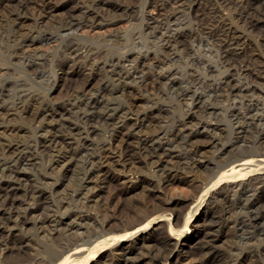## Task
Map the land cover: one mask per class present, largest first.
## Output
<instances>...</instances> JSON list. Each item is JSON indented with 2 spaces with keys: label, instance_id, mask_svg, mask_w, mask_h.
<instances>
[{
  "label": "rangeland",
  "instance_id": "rangeland-1",
  "mask_svg": "<svg viewBox=\"0 0 264 264\" xmlns=\"http://www.w3.org/2000/svg\"><path fill=\"white\" fill-rule=\"evenodd\" d=\"M2 1V2H1ZM29 1V3H28ZM0 0V100H2L1 98H3V102L0 103V110L2 112V115L1 116L2 118L0 119V128H5V127H9V128H13L15 129L16 131H18L17 129L19 128V132H17V134L14 132V134L17 136L16 139H14V134H10V135H3V136H0V155L1 153L3 152L4 150V145L9 141V140H12V144H21V140H23L24 138V142L22 144H32L34 142H37V143H40L41 145L44 143H42L46 136L50 137V136H55V137H59L60 136H67L69 138L68 140V143H72L74 140H75V144L73 142V146L74 148L77 150V152L80 154V158H78L79 160L77 161V163H75L76 167L73 169H71L69 173L65 174V173H62L59 175L55 173H53L51 170H46L47 169V164L46 162H49L50 160H53L54 158L56 159L57 158V151H48V150H44V152L41 153V155H38L37 157L40 159V160H37L38 163V166L34 167L33 165V162H31L32 160L31 157H29V155L27 156H24L25 159H27L26 162H23V163H20V164H15V163H8V165L6 164L5 160H4V154L6 151H4L2 153V158L3 160L0 159V167H2V171L0 170V210L4 212L6 211V213H8V211H19V210H24V208H26L27 206L30 205L31 203V206L35 203L36 205H40L39 208L41 211H40V215L41 216H48V217H51V218H64L67 217V215H74V218L77 219L83 215H97L98 217V220L100 219V222H102V215L101 214V208H103L101 205L104 204L103 202V198H108L110 197V195L112 196L115 192L114 189H118L119 186L115 184L114 180H115V176L116 175H122L123 176H131L133 177L134 175V179L132 180L133 182V186H135L137 188L136 192L132 193L131 195L125 197L121 202V207H124L125 208H122L120 213L122 212V218H120L118 225H125V223L127 224L128 222H131V220H135V218L137 219V217H141L142 215H145L148 210H150L152 208V203L150 201V195L152 194H155V195H159V194H162L164 193V183H163V177L166 176V174L163 172V171H159L160 170V167H157L156 165L152 166L149 162H147V158H148V153L151 151V150H154L156 149V151L158 153H163V152H172L174 155H177V156H180L181 158L185 159L187 157V155L189 154V151H191L192 149L189 147L190 144H187L189 146H185V144H179L177 142H173V135L174 133L177 132V130H179L180 128L183 127V125L185 126V129H187L189 132H196L198 130L200 131H203L204 134L199 137L197 139V141L195 143H198V144H207V142L209 140H211L212 138H216L218 140V143L219 146H222L224 145L225 147H229L230 149V145L232 144V142H234V140L237 138V132L235 131V119L234 117L238 114L240 120L243 121V119L245 120L246 118L248 119L250 116L253 115H258L259 117L260 116H263L264 117V106H263V101H261L260 98V93H264L263 88L261 86H258L257 84H255L254 82L252 83L251 81V78L248 76V73L250 72L251 69H253V67L243 63L242 64V61H240L241 59H239V62L236 61L238 60L237 58H235L234 54L235 52L233 51L235 48H231V50H229V53L228 54H225L223 50L220 51V53L218 52L219 51V46L220 44L216 41H211V40H208L205 41V48L207 49H203V51L205 52H202L201 53V49H199L198 47V44L197 43H194L193 44V41L190 39V41L192 42L191 45H194L193 49L191 50V52H182L181 48L178 50L177 49H173L175 51L170 49L168 50H164L163 47H164V44H165V41H163V38L161 36V33H163L165 36H170V35H173L175 34L177 31L178 32H181V31H190L192 29H194L193 32H195L198 36L200 37H203L202 34L200 33V26L201 23L199 24L198 21L194 20V11L193 10H189L187 9V4H183V1H179L180 3H178V1L176 2V0H170L171 4L170 3H167V1L169 0H124L121 2V0H115V2H113V0H87L89 1L88 3L86 2V0H80V2L78 0ZM48 1H49V4H48ZM54 2V4L52 2ZM59 1V3H58ZM84 1L86 4H84ZM104 1V2H103ZM116 1L118 3H116ZM158 3H156V2ZM159 1V2H158ZM162 1V2H161ZM204 0V4H203V8H204V12L206 14V12L208 13L209 9H211L213 6V2H211V0ZM10 2V3H9ZM38 2V4H37ZM47 2V3H46ZM67 2V3H66ZM78 2V3H77ZM110 2V3H109ZM152 2H155V5L154 3ZM165 2V3H164ZM9 3V4H8ZM21 3V5L19 4ZM53 5H52V4ZM56 3V4H55ZM65 3V4H64ZM104 3V5H103ZM161 3V4H160ZM173 3V4H172ZM177 3V5H176ZM211 3V4H209ZM36 4V5H35ZM43 4V5H42ZM51 4V5H50ZM58 4V5H57ZM96 4V5H95ZM150 4L152 6H150ZM157 4V6H156ZM162 4H166V6L164 7H161ZM182 6H180V5ZM206 4V5H205ZM208 4V5H207ZM48 5V6H47ZM50 5V6H49ZM82 5V7H81ZM95 5V6H94ZM100 5V6H99ZM126 5V6H125ZM179 5V6H178ZM28 6V7H27ZM59 7L57 12H55L53 15L55 16H47V11L50 7ZM63 6V7H62ZM66 6V7H65ZM75 6V7H74ZM102 6V7H101ZM104 6V7H103ZM109 6V8H108ZM112 6V7H111ZM115 6V7H114ZM125 6V7H123ZM160 8H159V7ZM171 6H173L172 8H175V9H171ZM175 6V7H174ZM184 6V7H183ZM209 9H208V7ZM211 6V7H210ZM35 7V8H34ZM42 10H41V8ZM51 7V8H52ZM72 7V8H71ZM73 7L75 9H73ZM99 7V8H98ZM102 9H101V8ZM117 7V9H116ZM121 7V8H120ZM156 7V8H155ZM169 7L171 9V12H169ZM206 7V8H205ZM71 8V9H70ZM96 10H94V9ZM158 8V9H157ZM181 8V9H180ZM185 8V10H183ZM27 9V10H26ZM45 9V11H43ZM98 9V10H97ZM100 9V10H99ZM169 9V10H168ZM207 9V10H206ZM41 10V11H40ZM103 12H102V11ZM106 10V12H105ZM112 12H111V11ZM162 10V11H161ZM178 10V11H177ZM183 10V11H182ZM49 11V10H48ZM82 11H86L83 12ZM124 11V12H123ZM165 11H167L165 13ZM177 11V12H176ZM108 12V13H107ZM124 14H123V13ZM192 14H190V13ZM38 13V14H37ZM73 13V14H72ZM101 13V14H99ZM170 13V14H169ZM172 13H177L180 17V20L177 22V24H173L172 25H169L166 21H167V17L169 15H171ZM32 18L33 21L27 16ZM64 14V15H63ZM78 14V15H77ZM92 14V15H91ZM103 14V15H102ZM106 14V15H104ZM166 14V15H165ZM169 14V15H168ZM182 14V15H181ZM21 15H26L25 17ZM36 15V16H35ZM40 15H41V18H40ZM68 15H69V18H68ZM144 15V16H143ZM164 15V16H162ZM184 15V16H183ZM40 18V20L37 18ZM43 16V17H42ZM64 16V17H63ZM72 16V17H70ZM77 16L79 17L78 19ZM93 16V17H92ZM160 16V17H158ZM37 20H35L34 18ZM46 17V18H45ZM50 17V18H49ZM85 17V18H84ZM88 17V18H87ZM92 22H91V20ZM144 17V18H143ZM156 17V18H154ZM164 17V18H163ZM182 17V18H181ZM187 17V18H186ZM192 17V19H191ZM28 18V19H27ZM44 18V19H43ZM147 18V19H145ZM151 18V19H150ZM160 18V19H159ZM162 18V19H161ZM16 19V20H14ZM72 19V21H71ZM89 19V20H88ZM142 19V20H141ZM150 19V21H149ZM155 19V20H154ZM189 19V20H188ZM43 20V21H42ZM49 22H47V21ZM68 20V22H67ZM85 20V21H84ZM99 20V21H98ZM146 20V21H144ZM153 20V21H152ZM165 20V21H163ZM184 20V23H182ZM196 21V22H192V21ZM20 21V22H18ZM23 21V22H22ZM47 23H45V22ZM69 21H71L69 23ZM88 21V22H87ZM90 21V23H89ZM98 21V22H97ZM156 21V22H155ZM161 22L160 23V26L163 25L164 27V30L163 32H157L156 33V29H154L157 25H159V23L157 24V22ZM18 22V23H17ZM38 22V23H37ZM74 22V23H73ZM85 22V23H84ZM97 22V23H96ZM147 22V24H146ZM150 22V23H148ZM162 22H165L162 23ZM181 22V23H180ZM21 23V24H20ZM89 23V24H88ZM95 23V24H94ZM153 23H154V26H153ZM156 23V24H155ZM186 23V24H185ZM18 24V25H17ZM37 24V25H36ZM42 24V25H41ZM68 24V25H66ZM75 24V25H73ZM88 24V25H87ZM92 24L94 27H92ZM146 24V25H145ZM162 24V25H161ZM171 24V23H170ZM180 24L179 28H178V25ZM192 24V25H191ZM40 25V26H39ZM70 25V26H69ZM80 25V26H79ZM151 25V26H150ZM170 27H168V26ZM177 25V26H176ZM19 28H18V27ZM38 26V27H37ZM69 26V27H68ZM74 26V27H73ZM91 26V27H90ZM147 26V27H146ZM176 26V29H174ZM17 27V28H16ZM22 27V28H21ZM146 27V28H145ZM183 27V28H181ZM200 29H199V28ZM69 28V29H68ZM78 28V30H77ZM29 29H30V32H29ZM145 29V30H144ZM149 29V30H148ZM151 29V30H150ZM198 29V30H197ZM264 29V28H263ZM258 30V31H255V32H244L243 30L240 29V32L241 35H245V36H249L248 39L247 37L243 36L244 39L247 41V44L249 45V47H247L246 49H249V51H247V57H250V54H251V49L252 51L254 50L257 54L260 53V51L262 50L261 49V46L259 44V38L261 36V34L264 33V30ZM66 30V31H65ZM144 30V31H143ZM149 32H148V31ZM166 30V31H165ZM167 30H168V33H167ZM181 30V31H180ZM197 30V32H196ZM21 31V32H20ZM34 31V32H32ZM155 31V33L153 32ZM174 31V32H173ZM191 31V32H192ZM33 35H32V33ZM77 32V33H76ZM146 32V33H145ZM152 34H151V33ZM263 32V33H262ZM31 35H29V34ZM194 33V34H195ZM246 33V34H245ZM260 33V34H259ZM201 34V35H200ZM254 34H259L258 36L254 35ZM145 35V36H144ZM149 37H148V36ZM153 35V36H152ZM157 35V36H156ZM251 35V36H250ZM33 36V37H32ZM156 36V37H155ZM160 36V38H159ZM111 37V38H110ZM158 37V38H157ZM255 37H257L258 39H256ZM39 38V39H38ZM251 38L250 41H248L249 39ZM252 39H255V40H252ZM28 40V41H27ZM35 40V41H34ZM153 40H155V42H153ZM159 40V41H158ZM162 43H161V41ZM24 41V42H23ZM36 44H33V42ZM190 41H189V44H190ZM252 41V42H251ZM213 42V43H212ZM251 44H250V43ZM32 45H30V44ZM156 43V44H155ZM164 43V44H163ZM216 43V44H214ZM254 43V44H253ZM255 43H256V46H255ZM258 43V44H257ZM158 44V45H157ZM23 45V46H22ZM162 47H161V46ZM197 45V46H196ZM213 45V48L212 47H209V46H212ZM219 45V46H217ZM154 46V47H153ZM159 46V47H158ZM197 48H196V47ZM253 46V47H252ZM157 47V48H156ZM215 47V48H214ZM217 47V48H216ZM257 47V48H256ZM259 47V48H258ZM19 48V49H18ZM195 48V49H194ZM210 48V49H209ZM74 49V50H73ZM80 49V50H79ZM159 49V50H158ZM198 49V51L196 50ZM157 53H155V51ZM161 50V51H160ZM177 50V51H176ZM210 50V51H209ZM18 51V52H17ZM20 51V52H19ZM77 51V52H76ZM79 51V52H78ZM142 51V53H141ZM144 51H148L149 53L150 52H154V53H149L148 52H144ZM179 51H181L179 53ZM197 51V52H196ZM233 51V52H232ZM71 52V53H69ZM84 52V53H83ZM131 52V53H130ZM133 52V54H132ZM136 52V54H135ZM139 52V53H138ZM169 54H168V53ZM179 54H178V53ZM232 52V53H231ZM24 53V54H23ZM148 53V56L153 59V61H157L158 60V57H159V60H163L166 61L164 62L163 64V67L160 66V68H154V64L153 63H150L149 62V65H147V68H145L143 70V72L140 74V76L143 78H147L148 82H151L154 80V76L157 74V73H162L164 74L166 77H168V81L165 80L155 86L154 88H152V86H149L146 88L143 87L144 86V83L142 82V79H137L136 81H131L133 82V84L129 81H126V84L131 85L130 86V89H128V91H126L127 93L130 94L131 97H129V94H114V89H117L118 87L121 88V85L119 83V81L123 82L122 79L120 80L119 78H117L118 76L116 75H124L126 73L125 69L127 71H134V68L136 67V64H137V61H141V59H145L146 55ZM165 53V54H164ZM171 53V54H170ZM188 53V54H187ZM223 53V54H222ZM231 53V55H230ZM73 54V55H72ZM75 54V55H74ZM139 54V55H137ZM144 54V55H142ZM158 56H156V55ZM160 54V55H159ZM165 58H162L163 56ZM168 54V55H167ZM189 54H192V55H189ZM207 54V55H205ZM214 54V55H212ZM15 55V56H14ZM126 55V56H125ZM154 56L157 57V58H152ZM171 55V56H170ZM175 55V58H171V57H174ZM187 55V56H186ZM198 55L201 56V65L200 67L198 66V63L196 62L197 61V58L195 57H198ZM220 55V56H219ZM224 55V56H223ZM260 55V54H259ZM74 58H73V57ZM80 56V57H79ZM90 56V57H89ZM119 56V57H117ZM133 56V57H132ZM137 56V57H135ZM144 56V57H143ZM167 56L169 58H167ZM189 56V57H188ZM192 56V57H191ZM212 56V57H211ZM219 56V57H218ZM226 56V57H225ZM70 57V58H69ZM72 57V58H71ZM77 57H78V61H77ZM83 57V58H82ZM85 57V58H84ZM89 59H88V58ZM116 57L119 59H116ZM121 57V58H120ZM186 57H188L189 59H187ZM191 57V58H190ZM228 57V58H227ZM230 57V58H229ZM246 57V58H247ZM76 58V59H75ZM79 58H80V61H79ZM95 60H94V59ZM182 58V59H181ZM186 58V59H185ZM193 58V59H192ZM212 60H211V59ZM220 58V59H219ZM223 61H222V59ZM82 59V60H81ZM84 59V60H83ZM88 59V60H87ZM93 59V60H92ZM114 59L116 61H114ZM130 61H129V60ZM137 60L136 62L133 61V60ZM172 62H171V60ZM174 59V60H173ZM178 59V61H177ZM185 59V60H183ZM191 59V61H189ZM231 59V60H230ZM76 60V61H75ZM86 60V61H85ZM121 60V61H120ZM124 60V61H123ZM193 60V61H192ZM225 60V61H224ZM230 60V62H228ZM75 61V62H74ZM91 61V63H90ZM95 61V63L92 64V62ZM103 63H102V62ZM120 61V63H119ZM126 61V62H125ZM129 61V62H127ZM176 61V62H175ZM184 61V62H183ZM186 61V62H185ZM222 61V62H221ZM236 61V62H235ZM70 62V63H69ZM74 62V63H72ZM82 62V63H81ZM107 62V63H106ZM111 62V63H110ZM115 62V63H114ZM132 62V63H131ZM169 62V64H168ZM194 62V63H193ZM225 65H224V63ZM236 63V64H233ZM68 63V64H67ZM78 63V65H77ZM81 63V64H80ZM88 63V64H87ZM108 63H110L109 65L110 66H107ZM118 63V64H117ZM134 63V64H133ZM136 63V64H135ZM227 63V64H226ZM231 63V64H230ZM76 64V65H75ZM84 64V65H83ZM86 64V65H85ZM95 64V65H94ZM98 64V65H97ZM104 64V66H103ZM107 64V65H106ZM125 64V65H123ZM128 64V65H127ZM131 64L134 66H131ZM168 64V66H167ZM171 64V66H169ZM187 64V65H186ZM191 64H193L191 66ZM223 64V65H221ZM240 64V65H239ZM91 65V66H90ZM168 67H166V66ZM190 65V66H189ZM197 68H196V66ZM228 65V66H227ZM233 65V66H232ZM246 67H244V66ZM73 66V67H72ZM87 66V67H86ZM89 66V67H88ZM115 66V68H114ZM118 66V67H117ZM131 66V68H130ZM207 66V67H206ZM210 68H209V67ZM216 66V67H215ZM219 66V68H217ZM227 66V67H226ZM236 66V67H235ZM82 67V68H81ZM97 67V68H96ZM103 67V69H101ZM111 69H110V68ZM125 67V68H124ZM149 67V68H148ZM151 67V68H150ZM199 67V68H198ZM204 67H205V70H204ZM230 67V68H228ZM240 67V68H239ZM59 68V69H58ZM74 68V69H73ZM80 68V69H79ZM85 70H84V69ZM87 68H89V70H87ZM113 68V69H112ZM129 68V69H128ZM154 70H153V69ZM161 68H163V70H161ZM175 68V69H174ZM194 68V69H193ZM214 68V69H213ZM233 70H232V69ZM236 68L238 70H236ZM245 68V69H244ZM62 69H66V72H68V74H66L63 77H60V73L62 71ZM71 69V70H69ZM79 69V70H78ZM110 71H109V70ZM116 69V70H114ZM123 69V70H122ZM140 69V68H139ZM148 69V71L146 70ZM151 71H154V72H151ZM157 69V70H156ZM159 69V71H158ZM169 69V70H168ZM171 69V70H170ZM199 69V71L197 70ZM208 69V70H206ZM231 69V70H230ZM243 69V70H242ZM249 69V70H248ZM60 70V71H59ZM74 70V71H73ZM100 70V71H98ZM103 70V72L101 71ZM108 70V71H107ZM113 70V71H112ZM161 70V72H160ZM166 72H165V71ZM174 70V71H172ZM196 70V71H195ZM212 70H215V72L213 71L210 72ZM222 70V71H221ZM228 72H227V71ZM59 71V72H58ZM81 71V73H80ZM87 71V73H86ZM93 71V72H92ZM116 71V72H115ZM118 71V72H117ZM145 71L147 73H145ZM209 71V72H207ZM249 71V72H248ZM99 72V73H98ZM110 74V75H108ZM111 72V73H110ZM114 72V73H113ZM151 72V73H150ZM191 74H189V73ZM193 72V73H192ZM195 72L199 73V74H195ZM234 72V74H232ZM246 72V73H245ZM248 72V73H247ZM80 73V74H78ZM101 73V74H100ZM121 73V74H119ZM149 73V74H148ZM153 73V74H152ZM156 73V74H155ZM174 76H173V74ZM176 73V74H175ZM223 73V74H222ZM77 74V75H76ZM84 74V75H83ZM94 74V75H93ZM112 74H116L115 76L112 75ZM146 74V75H145ZM205 74V75H204ZM209 74V75H208ZM220 74V75H219ZM238 77H237V75ZM245 74V75H244ZM59 75V76H58ZM73 75V76H72ZM152 75V76H150ZM189 77H188V76ZM227 75H233L234 79L236 78V80H238V84H240L239 86L242 87L241 90H242V94L241 95H246V96H240V94L236 95L235 97L233 98H236L233 99L231 96H229V98H225V94H221L219 97L220 99L217 97V99H210V94L208 93L209 90L211 88L215 89L217 87L220 86L221 83L224 82L225 80V77ZM68 76V77H67ZM72 76V77H71ZM83 79H82V77ZM101 78H99V77ZM103 76V78H102ZM150 76V77H149ZM171 76V78H169ZM178 76V77H177ZM198 76V77H197ZM201 76V77H200ZM67 77V78H66ZM91 77H95L91 84L89 85V87H87L83 92V94H81V91L83 90V87L86 83V81H88L89 78ZM105 77V78H104ZM112 77V78H111ZM191 77V78H190ZM195 77V79H194ZM222 77V78H221ZM249 77V78H248ZM60 78V79H59ZM81 78V79H80ZM111 78V79H110ZM115 78L117 79L118 82H116ZM173 78V79H172ZM178 78V79H177ZM241 78V79H240ZM245 78V79H244ZM87 79V80H86ZM106 79V80H105ZM170 79V80H169ZM245 81H244V80ZM248 79V80H247ZM65 80V82H64ZM108 80V81H107ZM176 82H174V81ZM179 80V81H178ZM196 80V82H195ZM200 82H199V81ZM98 81V82H97ZM100 81V83H99ZM115 81V83H114ZM141 83H140V82ZM170 81V82H169ZM194 83H193V82ZM202 81V82H201ZM96 82V83H95ZM109 82V83H108ZM184 82V83H182ZM189 82L191 84H189ZM251 84H250V83ZM64 83H66L64 85ZM99 83V84H97ZM104 83V84H102ZM113 85H112V84ZM125 83V82H124ZM131 83V84H130ZM136 83V84H135ZM139 83V84H138ZM167 83V85H166ZM181 83V85H180ZM219 83V84H218ZM54 84V85H53ZM58 84V85H57ZM109 84V86L107 85ZM161 84V85H160ZM162 84H164L165 86H163ZM172 84H174L172 86ZM243 84H246V85H243ZM62 85V86H61ZM97 85V86H96ZM100 85V87H99ZM119 85V86H117ZM134 87H133V86ZM143 85V86H141ZM146 85V84H145ZM161 87H160V86ZM191 85V86H189ZM253 85V86H252ZM256 87H255V86ZM55 86V87H54ZM75 86V87H74ZM77 86H80L79 88H77ZM92 86V87H91ZM106 89H104V87ZM116 86V87H115ZM159 86V87H158ZM163 86V87H162ZM175 86V87H174ZM187 86V87H186ZM213 86V87H212ZM63 87V88H61ZM141 87V88H140ZM171 87V88H170ZM180 87V88H179ZM185 87V88H183ZM197 87V88H196ZM198 87H201V88H198ZM250 87V88H249ZM261 87V88H260ZM78 90H77V89ZM99 88V90L97 89ZM109 88L111 90H109ZM114 88V89H113ZM133 88V89H132ZM182 88V90H181ZM193 88V89H192ZM245 88V89H244ZM249 88V90L247 89ZM252 88V89H251ZM89 89V90H88ZM97 89V91H96ZM102 89V90H100ZM119 89V88H118ZM142 89V90H141ZM148 89V91H147ZM158 89V90H157ZM179 89V90H177ZM187 92H189L190 90L192 92L196 91V95L195 97H192L194 99H196L198 97V95L200 94V91L201 93H203L204 95L206 94V96H204V102H206L207 106H208V111L205 112V114L199 109V108H191L190 107H187L189 106L190 102L187 101L186 99L188 98H185L184 95H185V92L186 90ZM87 90V91H86ZM137 92H140V93H137ZM146 90V91H145ZM155 90V91H153ZM171 90V92H170ZM173 90V91H172ZM181 90V91H180ZM184 90V91H183ZM199 90V91H198ZM247 90V91H245ZM252 90H253V93H252ZM254 90H255V94H254ZM75 91H79L78 93L75 92ZM95 91V92H94ZM113 91V92H112ZM152 91V92H150ZM158 91V92H157ZM161 91V92H160ZM176 91V92H175ZM182 91L184 93H182ZM203 91V92H202ZM207 93H205V92ZM71 92V94H70ZM88 92V93H87ZM108 92V93H107ZM150 94H149V93ZM153 92H156V93H153ZM170 92V93H169ZM248 92V93H247ZM85 93L87 95H85ZM92 95H91V94ZM99 93V94H98ZM106 93V94H105ZM112 96H111V94ZM146 93V94H145ZM162 93H165V94H162ZM169 93V94H168ZM74 94V95H73ZM80 94V95H79ZM98 94V96H97ZM110 94V95H109ZM139 94V95H138ZM142 94V96H141ZM144 94V95H143ZM148 94V95H147ZM152 94V96H151ZM168 94V95H166ZM173 94V95H172ZM256 94H260V95H256ZM26 95V96H24ZM85 95V97H84ZM102 97H101V96ZM128 95V96H126ZM154 95H156L154 97ZM164 97V99L162 100L161 99V96ZM166 97H165V96ZM189 95H192V94H189ZM70 96V97H69ZM96 96V97H95ZM109 97V98H106V97ZM123 96V97H122ZM127 98H125V97ZM136 96V97H135ZM140 96V97H139ZM145 96V98H144ZM158 96V97H157ZM183 96V97H182ZM209 96V97H208ZM251 96V97H249ZM120 97V99H119ZM135 97V98H134ZM143 97V98H142ZM147 97V98H146ZM150 97H152L150 99ZM179 97H182L179 98ZM6 98V99H5ZM29 98L31 100H29ZM43 98V99H42ZM74 100H72V99ZM87 98V99H85ZM105 98V100H104ZM114 101H113V99ZM139 98V99H138ZM154 98V99H153ZM156 98V99H155ZM159 98V99H158ZM185 98V100H184ZM211 101H208L209 99ZM222 98V99H221ZM225 98V99H224ZM24 99V100H23ZM35 101H34V100ZM40 101H43V102H40ZM96 99V100H95ZM106 99H110L109 101L106 100ZM125 99V101H124ZM132 99V100H131ZM141 99V100H140ZM145 99V100H144ZM147 99V100H146ZM150 99V100H149ZM153 99V100H152ZM158 99V100H157ZM219 99V100H218ZM230 99V100H229ZM23 100V101H22ZM46 100V101H45ZM80 100V101H79ZM130 102H129V101ZM156 100V101H154ZM218 100V101H217ZM232 100V102H231ZM242 100V101H241ZM5 101V102H4ZM28 101V102H26ZM31 101V102H30ZM38 101V102H37ZM44 101L46 103V107L44 106ZM50 103H49V102ZM74 105H72V103ZM105 101L108 102L106 105H105ZM112 101V102H111ZM149 101H152L149 102ZM183 101V102H182ZM208 101V102H207ZM215 103L213 105V102ZM238 101V103H236ZM240 101V103H239ZM244 101V102H243ZM15 102H17L15 104ZM19 102V103H18ZM21 102V103H20ZM36 102V103H35ZM40 102V103H39ZM65 102L67 104H65ZM69 102L71 104H69ZM116 102V103H115ZM118 102V103H117ZM124 102V103H123ZM127 104H126V103ZM136 102V103H135ZM139 102V103H138ZM147 102V103H146ZM150 104H149V103ZM156 102V104L154 103ZM212 102V104H211ZM255 102V103H254ZM9 103V104H7ZM39 103V104H38ZM42 103V104H41ZM52 103V104H51ZM102 103V104H101ZM114 103V105H113ZM142 103V104H140ZM154 103V104H153ZM159 103V104H158ZM184 103V105H183ZM188 103V104H187ZM257 103H261V105L258 106V110H253L254 107H256L255 105H257ZM7 104V105H5ZM13 104V105H11ZM21 106H20V105ZM30 106H28V105ZM49 104V105H48ZM85 104V105H84ZM87 104V105H86ZM123 107H122V105ZM135 106L136 108H139L138 105H140V110L137 111L135 107H132L131 106ZM134 104V105H133ZM249 106V107H247ZM9 105V106H8ZM19 105V106H18ZM27 105V106H26ZM35 105V106H33ZM39 105V106H38ZM51 105V108L53 107V110L56 112V114H66L68 111L71 112V113H67V119L69 120L70 122V125L71 123H73L72 125L74 126H69L67 127L68 125L66 126H58V127H55L53 129L51 128H45L43 129L44 127V124H46L45 126H48L49 124V121H43L41 122L40 120L39 121H36L35 123H33L31 121L32 118H34V115L35 113H37L38 111H42V110H45L47 107H50ZM69 105V106H68ZM89 105V106H88ZM92 105V106H91ZM107 107L105 108L104 107ZM118 105V106H117ZM152 105V106H151ZM155 105V106H154ZM186 105V106H185ZM251 105V107H250ZM15 106V107H14ZM18 106V107H16ZM33 106V107H32ZM72 106V107H71ZM76 106V107H75ZM84 106V107H83ZM109 106V107H108ZM126 106V107H125ZM128 106V107H127ZM131 106V109L130 107ZM138 106V107H137ZM142 106V107H141ZM155 108H154V107ZM216 106V108H215ZM246 106V107H245ZM21 107V108H20ZM24 107V108H23ZM26 107V109H25ZM36 107V108H35ZM63 107V108H62ZM115 107V109H114ZM149 107V108H148ZM152 107V108H151ZM184 107V108H183ZM238 107V108H236ZM261 107V108H260ZM16 108V109H15ZM20 108V109H19ZM29 108V109H28ZM32 108V109H31ZM43 108V109H42ZM50 108V109H51ZM71 108V109H70ZM77 108V109H75ZM80 108V109H79ZM85 108V109H84ZM121 108H123L124 110H122ZM129 108V109H127ZM133 108V109H132ZM154 108V109H153ZM162 110H160V109ZM191 108V109H190ZM238 110H236V109ZM248 110H247V109ZM250 108V109H249ZM27 112L28 113V116L26 115H20L19 112H22V110ZM37 111H35V110ZM42 109V110H41ZM82 109V110H81ZM104 110V111H101V110ZM115 110L117 115L114 116L115 118L114 119H111V118H107L106 114H112V110ZM119 109V110H118ZM149 109V110H148ZM152 109V110H151ZM188 109V110H187ZM217 109V110H216ZM33 110V111H32ZM65 110V111H64ZM75 110V111H74ZM81 110V111H80ZM84 110L88 111L86 113L83 112ZM90 110V111H89ZM94 110V111H93ZM108 110V111H107ZM126 110V111H125ZM131 110V111H129ZM159 110V111H158ZM194 110V111H193ZM197 110H199L197 112ZM215 110L216 113L214 114H211L212 111ZM15 111V113H13ZM17 111V112H16ZM64 111V112H63ZM77 111V112H76ZM110 111L112 113H110ZM122 111V112H121ZM129 111L132 115L134 114V116H131ZM135 111V113H134ZM147 111V112H146ZM197 113H196V112ZM233 111V112H232ZM236 111V113H235ZM249 111V112H248ZM258 113H257V112ZM6 112V113H5ZM35 112V113H34ZM80 114H79V113ZM98 112V113H97ZM121 112V113H120ZM133 112V113H132ZM143 112V113H142ZM149 112V113H148ZM160 112V113H159ZM186 112V113H185ZM189 112V113H188ZM195 112V113H194ZM201 112V113H199ZM211 112V113H210ZM247 112V113H246ZM263 112V113H262ZM9 116H8V114ZM18 115H17V114ZM77 113V114H76ZM88 113L89 116H88ZM104 113V114H103ZM129 113V114H128ZM145 113V114H144ZM193 113V114H192ZM256 113V114H255ZM12 114V115H11ZM32 114H34L32 116ZM74 114H76L74 116ZM143 114V115H142ZM190 114V115H189ZM201 114V115H200ZM210 118H209V116ZM218 114V115H217ZM252 114V115H250ZM15 115V116H14ZM19 117H17V116ZM69 115V116H68ZM84 115V117H83ZM86 115L88 117H86ZM119 115V116H118ZM141 115V116H140ZM147 115V116H146ZM158 115H160L161 117H159ZM185 115V116H184ZM196 117H193V116ZM214 115V116H213ZM232 115V116H231ZM249 117H247V116ZM81 116V117H79ZM94 116V117H93ZM151 116V117H150ZM241 116V117H240ZM246 116V117H245ZM6 117V119H5ZM14 117V119H13ZM17 117V118H16ZM27 117V118H26ZM70 117V118H69ZM92 117V118H91ZM100 117V118H99ZM120 117V118H119ZM122 117V118H121ZM141 117H143L141 119ZM192 117V118H191ZM229 117V119H228ZM232 117V119H231ZM258 117V118H259ZM11 118L15 121H11ZM28 121H25V119ZM30 118V119H29ZM77 118V120H76ZM85 118L87 120H85ZM3 119V120H2ZM74 119L76 120V122L74 121ZM99 119V121L97 120ZM139 119V120H138ZM146 121H145V120ZM150 119V120H149ZM154 119V120H152ZM158 121H157V120ZM186 121H184V120ZM193 119V120H192ZM8 122H7V121ZM89 120V121H88ZM91 120V121H90ZM94 120V123H92ZM96 120V121H95ZM156 120V121H155ZM196 120V121H194ZM230 120V121H228ZM74 121V122H73ZM82 121V122H81ZM105 121V122H103ZM115 121L117 122L115 124ZM132 121V122H131ZM135 121V122H134ZM141 121V122H140ZM156 123H155V122ZM181 121V122H179ZM190 121V122H188ZM264 122V120H262ZM23 122V123H22ZM26 122V123H25ZM84 122V124H83ZM89 122V123H88ZM101 126H100V124ZM107 122V123H106ZM131 122V124H130ZM145 122V123H144ZM150 122V123H148ZM165 122V123H164ZM185 122V123H184ZM194 122H196L194 124ZM231 122V123H230ZM262 122V123H263ZM8 123V124H6ZM10 123V124H9ZM18 125H16V124ZM29 123V124H27ZM33 123V124H32ZM41 123L40 127H39V124ZM82 123V124H81ZM88 123V124H86ZM106 123V125H105ZM128 123V126H126ZM134 125H133V124ZM163 123V124H162ZM184 123V124H183ZM205 123V124H204ZM80 124V125H79ZM95 124V125H94ZM98 124V125H96ZM108 124V126H107ZM126 124V125H125ZM158 124H160L158 127ZM162 124V125H161ZM177 124V126H176ZM191 124H193L191 126ZM233 124L231 127L230 125ZM6 125V126H5ZM10 125V126H9ZM12 125H16L15 127L12 126ZM29 125V126H28ZM79 125V126H78ZM85 128H84V126ZM94 125V126H93ZM105 125V126H104ZM114 125V126H113ZM118 125V126H116ZM121 125L126 128L124 129V134H128V132H130L131 134L134 132V134H132L131 136H129V139H128V142L127 144H125L124 146H121V147H116L118 145V143H115V144H112V148H109L108 145H109V136H110V133H111V129L113 130L114 128H118V127H121ZM131 125V126H130ZM157 129H156V127ZM182 125V126H181ZM195 125V126H194ZM197 125V126H196ZM21 126V127H20ZM28 126V128H27ZM37 126V127H36ZM78 126V127H77ZM83 126V127H81ZM89 126V127H87ZM91 126V127H90ZM92 126H93V129H95V131L92 129ZM98 126V127H97ZM111 128H110V127ZM113 126V127H112ZM132 126H137V128L135 129H132ZM164 126V127H163ZM176 126V127H175ZM189 126V128L187 127ZM203 126V128H202ZM205 126H207V131ZM211 126V127H210ZM258 122L256 125H252L251 126V133L248 134L246 136V141H247V144H250L255 141L256 139V136L257 134L254 133L256 132V130H259V127H258ZM23 127V128H22ZM36 127V128H34ZM63 127V128H62ZM74 127V129H73ZM87 127V129H86ZM95 127V128H94ZM104 127V128H103ZM106 127V128H105ZM109 127V128H107ZM142 127V128H140ZM149 127V128H148ZM209 127V128H208ZM255 127V128H254ZM31 128V129H30ZM34 130H33V129ZM38 128V129H37ZM41 128V129H40ZM70 128V130L68 129ZM72 128V129H71ZM81 130H80V129ZM131 128V130H129ZM144 128V129H143ZM147 130H146V129ZM179 128V129H178ZM192 128V129H190ZM214 128H218V131H212V129ZM232 128V129H231ZM68 129V130H67ZM78 129V130H77ZM98 133H97V130H99ZM102 129V130H101ZM103 129H109V130H106L104 131ZM155 129V130H154ZM174 129H176L174 131ZM40 130V131H39ZM45 130V131H44ZM49 132H48V131ZM54 130V131H52ZM86 130V131H85ZM88 130V131H87ZM92 130V131H91ZM128 130V132L126 131ZM133 130V131H132ZM137 130V131H136ZM140 130V131H139ZM143 130V131H142ZM145 130V131H144ZM152 130V131H151ZM168 130V131H167ZM226 130V131H225ZM230 130V131H229ZM254 130V131H253ZM23 131V132H22ZM56 131V132H55ZM72 131V132H71ZM74 131V132H73ZM78 131V133H77ZM85 131V132H84ZM147 131V132H146ZM166 131V132H165ZM170 131V132H169ZM212 131V132H211ZM224 131V132H223ZM229 131V133H228ZM253 131V132H252ZM31 132V133H30ZM67 132L69 134H67ZM72 134H71V133ZM75 132H76V135H75ZM82 132V133H81ZM92 132V133H91ZM106 132V133H105ZM136 132V133H135ZM142 132H143V135H142ZM158 132V133H157ZM165 132V133H164ZM231 132V133H230ZM235 134H234V133ZM34 133V134H32ZM35 133L37 135H35ZM39 133V134H38ZM43 133V134H41ZM47 135H46V134ZM62 133V134H61ZM85 133V135H83ZM93 133H96L95 135ZM149 133V135H148ZM154 133V135H152ZM212 133V134H211ZM214 133H217L216 135ZM222 135H221V134ZM253 133V134H252ZM29 134V135H28ZM41 134V135H40ZM59 136H58V135ZM74 134V135H73ZM92 134V136H91ZM107 134V135H106ZM140 134V135H138ZM157 134V135H156ZM166 136H165V135ZM256 136H255V135ZM13 135V136H11ZM25 135H28V136H25ZM32 135H34L33 137L34 140H33V137ZM39 135V136H38ZM46 135V136H45ZM57 135V136H56ZM148 135V136H147ZM163 135V136H162ZM206 137H205V136ZM211 135V136H210ZM214 135V136H213ZM234 135H236L234 137ZM11 138H10V137ZM23 136V137H22ZM42 136V137H41ZM77 136V137H76ZM81 136V137H80ZM89 136V137H88ZM135 136V137H134ZM154 136V137H153ZM158 136V137H157ZM168 136L169 138L171 139H168ZM210 136V137H209ZM216 136V137H215ZM221 136V138L219 137ZM229 136V137H228ZM233 136V137H232ZM14 137V138H13ZM27 137H30V138H27ZM38 137V138H37ZM76 139H75V138ZM86 137V138H85ZM108 137V138H106ZM156 137V138H155ZM161 137V138H160ZM163 137V138H162ZM228 137V138H227ZM250 137V140L248 139ZM9 138V139H8ZM18 138V140H17ZM41 138V139H40ZM79 138V139H78ZM89 138V140H88ZM142 138V139H141ZM159 138V139H158ZM167 138V139H166ZM207 141H206V139ZM209 138V139H208ZM224 138V139H223ZM37 139V140H36ZM84 141H83V140ZM91 139V141H90ZM108 139V140H107ZM133 139V141H132ZM138 139V140H137ZM147 139V140H146ZM149 139V140H148ZM157 139V141H156ZM7 140V141H6ZM17 140V141H16ZM32 140V141H31ZM36 140V141H35ZM153 140V141H152ZM204 140V141H203ZM224 140V142H223ZM227 140V141H226ZM16 141V142H15ZM19 141V142H18ZM26 141V142H25ZM42 141V142H41ZM78 141V143H77ZM81 141V142H80ZM89 141V142H87ZM137 141V142H136ZM167 141V142H166ZM201 141V142H200ZM107 142V143H106ZM142 142V143H141ZM145 142V143H144ZM159 142L160 144L157 145V143ZM228 142V143H227ZM4 145H3V144ZM83 143V144H82ZM89 143V144H88ZM94 146H92L91 144ZM128 143H130V146L132 148H130V146L128 145ZM134 143V144H132ZM139 143V145H138ZM151 143H153L154 145L151 147L153 149L150 148V150L148 151H145V149H143V147L145 146V144H148L150 145ZM174 145H173V144ZM177 143V145H176ZM137 144V145H136ZM167 144V145H166ZM172 144V145H171ZM42 145V146H43ZM87 145L89 147H87ZM97 145H101V147L97 146ZM164 145V146H163ZM171 145V146H170ZM72 146V147H73ZM97 146V147H95ZM104 146V147H103ZM126 146V147H125ZM134 146V147H133ZM160 148H159V147ZM168 146V147H167ZM185 146V147H184ZM77 147V148H76ZM80 147V149H79ZM83 147V148H82ZM86 147L88 150L86 151ZM129 147V148H128ZM141 147V149H140ZM174 149H173V148ZM181 147L183 149H181ZM189 147V148H188ZM90 148V149H89ZM92 148V149H91ZM97 148V149H96ZM106 148V150H105ZM163 148V150H162ZM169 148V149H167ZM178 148V149H177ZM95 149V151H94ZM113 149V150H112ZM126 149H129L128 151ZM139 149V150H138ZM160 149V150H159ZM80 150V151H79ZM85 152H90L89 154H85ZM101 150V151H100ZM111 150V151H110ZM133 150V151H132ZM142 152H141V151ZM166 150V151H165ZM177 152H176V151ZM189 150V151H188ZM209 150V152H208ZM2 151V152H1ZM47 151V152H46ZM95 152V153H92ZM107 153H106V152ZM135 151V152H134ZM182 151V152H181ZM212 151V152H210ZM83 152V153H82ZM100 152V153H98ZM102 152H104L102 154ZM109 152V153H108ZM112 152V153H111ZM119 152V153H118ZM125 152V153H124ZM138 152V153H137ZM140 152V153H139ZM152 152V151H151ZM179 152V154H177ZM206 152V154H205ZM45 153V154H44ZM46 153L48 155H46ZM122 153V154H121ZM135 153V154H134ZM7 154V153H6ZM56 154V155H55ZM82 154V156H81ZM84 154V156H83ZM95 154V155H94ZM98 154V155H97ZM102 154V155H101ZM106 154V155H105ZM135 156H134V155ZM146 154V155H144ZM184 154V156H183ZM204 160L205 162H209L210 164V167L208 168V170L205 168L201 170L200 173H198L201 178L200 180L196 179V186L202 188L201 190H199V192L197 194H195L192 190V188H189V185H185V186H178V185H174L172 188H169V190H171L174 194H172L171 191H169L168 195L170 194L171 192V195L167 196L168 198L169 197H174L177 198V196L175 195L174 193V188H183L184 190L186 188H188L187 190H185V192H187L189 195H194L195 197L192 199V204L194 205H191L192 207V210L189 209H185L183 210V213H182V216H183V219L187 218L189 215H194L198 212H200L203 208V206L207 203H210V201L213 203L214 199H216L215 201L218 202L213 205L210 206V208L213 210V212H215V217L216 220H214L213 222H211L212 220H209L207 223H205V225L203 224L202 227H201V232H202V237H201V243L202 245H208L209 249L207 250H204L203 251H197L194 253V257H191L189 259V262L187 264H206L204 263L205 260H211L212 258H217L216 260V263L215 264H237L238 263V259L241 258L242 261H241V264H264V258L261 257H256L255 255H253V251H256V248L257 250H260L263 248L264 246V243L262 244L261 243V240L264 239V216L262 217V211L264 210V207L259 210H255V209H249V210H244V211H240V206L239 204L242 203L241 200H238L235 201V204H224L223 202L220 201L219 198H214L212 196H208L206 199H205V202L202 206V208L200 209L199 208V205L201 203V201L203 200V196H204V192L207 190V188H205L203 186V184L206 183V181L204 182V179H207L206 178V175H208L207 177L210 178L211 175H213L215 173V169L214 167H217L219 165H221L222 163H217V161H215V155H214V149L212 150V148H206L205 151H204ZM8 155V154H7ZM89 155V156H88ZM114 155V156H113ZM124 155H125V159H124ZM128 155V156H127ZM143 155V156H142ZM214 155V156H213ZM42 156V157H41ZM47 156V157H46ZM49 156V157H48ZM51 156V157H50ZM88 156V157H87ZM97 156V157H96ZM99 156V158H98ZM104 156H106L108 158V162L105 163V165L107 164V168H109V170L111 171V174H110V179H107V180H104V182L102 181V184H100V188L102 187L103 189L100 191V188L99 187H94L92 186V188H90L89 191H86L87 189H85V184H84V180H83V177L84 175L88 174L89 173V162L91 160V158H95L96 160L100 161V159L103 160ZM109 156V157H108ZM113 156V158H112ZM131 156V159L129 158ZM186 156V157H185ZM212 156V157H210ZM53 157V158H52ZM82 157V158H81ZM127 157V158H126ZM214 157V158H213ZM29 158V159H28ZM44 160H41L43 159ZM47 158V159H46ZM50 160H49V159ZM83 158H84V161H83ZM134 158V159H133ZM138 158V159H137ZM46 159V160H45ZM54 159V160H55ZM116 159V160H115ZM123 159V160H122ZM127 159V160H126ZM208 159V161H207ZM114 160V161H113ZM135 160V161H134ZM4 161V163H3ZM29 161V163H27ZM118 161V162H116ZM120 161V162H119ZM125 161V162H124ZM138 161V162H136ZM42 162L45 164L44 167L42 165ZM116 162V163H115ZM135 162V163H134ZM140 162V163H139ZM147 162V163H146ZM41 163V164H40ZM120 163V164H119ZM125 164V165H122V164ZM213 163V164H212ZM4 164V165H3ZM11 164V165H10ZM14 164V165H13ZM23 164V165H22ZM26 164V165H25ZM80 164V165H79ZM116 164V165H115ZM119 164V165H118ZM149 164V165H148ZM215 164V165H214ZM217 164V165H216ZM17 165V166H16ZM33 165V166H31ZM121 165V166H120ZM129 165V167L127 166ZM131 165V166H130ZM134 165V166H133ZM145 165V166H144ZM148 165V166H147ZM23 166V167H22ZM30 166V167H29ZM39 166L41 167L39 169ZM110 166V167H109ZM137 166V167H136ZM222 166V165H221ZM8 167V168H7ZM11 167V168H10ZM15 167V168H13ZM19 167V168H18ZM32 167V168H31ZM78 167V168H77ZM83 170H82V168ZM114 167V170L112 169ZM122 167V168H121ZM127 167V168H126ZM133 169H132V168ZM140 167H142V170ZM154 167V168H153ZM13 168V169H12ZM23 168V169H22ZM26 170H25V169ZM36 168V170H34ZM80 168V169H79ZM85 168V169H84ZM125 168V169H124ZM139 168V169H137ZM153 168V169H152ZM4 169V170H3ZM8 169V170H7ZM11 169V171L9 170ZM29 169H32V170H29ZM132 169V170H131ZM135 169V170H134ZM151 169V170H150ZM211 169H212V172H211ZM214 169V170H213ZM14 170V171H13ZM15 170H17L15 172ZM20 170V171H18ZM22 170H25L24 172V175L23 174V171ZM28 170V171H27ZM113 170V172H112ZM116 170V171H115ZM118 170V171H117ZM120 170V171H119ZM134 170V171H133ZM162 170V168H161ZM27 171V172H26ZM29 171H35V172H31L29 173ZM46 171V172H45ZM49 171V172H48ZM51 171V172H50ZM81 171V172H79ZM131 171V172H130ZM141 171V172H140ZM154 171V172H153ZM209 171V172H208ZM8 172V173H7ZM14 172V173H12ZM19 172V173H18ZM22 174H21V173ZM82 172H84L82 174ZM87 172V173H86ZM121 172V173H120ZM124 172V173H123ZM127 172V173H126ZM135 172V173H133ZM150 174H149V173ZM184 171H180L179 173V178H187V180H191L192 178L189 176V175H186L185 173H183ZM203 172H206V173H203ZM211 172V173H210ZM12 173V174H11ZM26 173V174H25ZM34 173V175H33ZM39 173V175H37ZM46 173V174H45ZM73 173V174H72ZM117 173V174H115ZM133 173V174H132ZM146 173H148L146 175ZM159 173V174H158ZM162 173V175L160 174ZM17 174V175H16ZM30 174V175H29ZM52 175L50 177L49 176ZM72 174V175H71ZM115 174V176H113ZM138 174V175H137ZM141 174V175H140ZM211 174V175H210ZM9 175L11 177H9ZM33 177H32V176ZM47 175L49 176L48 178ZM56 175V176H55ZM74 175V176H73ZM83 175V176H82ZM161 175V176H160ZM23 176V177H22ZM26 176V177H25ZM28 176V178H27ZM42 176V177H41ZM46 176V177H45ZM89 176V175H87ZM142 176V177H141ZM204 176V177H203ZM32 177V178H31ZM35 177V178H34ZM41 177V178H40ZM138 177V178H137ZM155 177V178H154ZM203 177V178H202ZM21 179V180H18L16 181V179ZM42 178L44 179V181L42 180ZM57 178V180L55 179ZM70 178V179H69ZM114 178V179H113ZM160 178V179H159ZM212 178V177H211ZM13 179V180H12ZM25 179V180H24ZM27 179V180H26ZM62 181H60V180ZM68 179V181H66ZM74 179V180H73ZM3 180V181H2ZM12 180V181H11ZM29 180V181H28ZM43 182H42V181ZM147 180V181H146ZM160 180V181H159ZM11 183V184H8V182ZM14 181V182H13ZM31 181V182H30ZM41 181V183H40ZM57 181V182H56ZM60 181V182H59ZM106 181V182H105ZM139 181V182H138ZM150 181V182H149ZM155 181V182H154ZM18 182H20V186L18 184ZM26 182H28L27 185ZM30 182V183H29ZM35 182V183H34ZM47 184H46V183ZM53 182V183H52ZM81 182V183H80ZM110 182V183H109ZM142 182V183H141ZM149 182V183H148ZM153 182V183H152ZM13 183V184H12ZM16 183V185H15ZM23 183V184H22ZM49 183V184H48ZM52 183V184H51ZM57 186H55V184ZM59 183V184H58ZM61 183V184H60ZM139 183V184H138ZM152 183V184H151ZM40 184V185H39ZM44 184V185H43ZM71 184V185H69ZM105 184V185H103ZM108 184V186H107ZM109 184L111 186H109ZM155 184V185H154ZM2 185V186H1ZM23 185H26L23 186ZM31 185V186H30ZM34 185L35 187L37 188V186H39L37 188V190H34ZM69 185V186H68ZM114 185L116 186V188H113ZM140 185V187H139ZM150 185V186H149ZM4 186V187H3ZM19 186V187H18ZM23 186V187H22ZM46 186V187H45ZM147 188H146V187ZM153 186V187H152ZM177 186V187H176ZM15 187V188H14ZM17 187V188H16ZM30 187V188H29ZM41 187V188H40ZM48 187V189H47ZM57 187V188H56ZM65 187V188H64ZM94 187V188H93ZM106 189H105V188ZM108 187V189H107ZM155 187V189H154ZM4 188V189H3ZM12 188V189H10ZM32 189L33 190H29V189ZM87 192V194L85 192H81L83 189ZM99 188V189H98ZM121 188V187H120ZM119 188V189H120ZM146 188V189H145ZM204 188V190H203ZM10 189V191H9ZM47 189V191H45ZM81 189V190H80ZM96 189V190H95ZM113 189V190H112ZM148 189V190H147ZM162 189V190H161ZM15 190V191H14ZM25 190V191H24ZM39 190V191H38ZM41 190V191H40ZM43 190V191H42ZM52 190V191H51ZM76 190V192H75ZM83 190V191H84ZM107 190V191H106ZM109 190V191H108ZM111 190V191H110ZM179 190V189H178ZM6 191V192H5ZM9 191V192H8ZM18 191V192H17ZM21 191V192H20ZM34 191V192H32ZM79 191V192H78ZM153 191V192H152ZM155 191V193H154ZM189 191V192H188ZM201 191V192H200ZM26 192V193H25ZM39 192V193H38ZM41 192V194H40ZM47 192V193H46ZM57 192V193H56ZM72 192V193H71ZM107 194H106V193ZM110 192V194L108 193ZM11 193V194H10ZM18 193V194H17ZM22 195H21V194ZM33 195H32V194ZM36 193V194H35ZM45 193V194H44ZM78 193V194H77ZM94 193V194H93ZM99 193V194H98ZM137 195H136V194ZM144 193V194H142ZM147 193V194H146ZM9 194V195H8ZM24 194V195H23ZM56 194V195H55ZM71 194V195H70ZM73 194V195H72ZM80 194V195H79ZM136 196H135V195ZM202 194V195H201ZM47 195V196H46ZM49 195V196H48ZM52 195V196H51ZM59 195V197L57 196ZM68 195V197H67ZM108 195V196H107ZM144 195V196H143ZM147 195V196H146ZM198 195V196H197ZM6 196V197H5ZM11 196V197H10ZM18 196H21L18 198ZM27 196V197H26ZM32 196V197H31ZM36 196H39V198H37ZM70 196V197H69ZM85 196V197H84ZM94 196V197H93ZM104 196V197H103ZM143 196V197H142ZM200 196V197H199ZM9 197V199H8ZM26 197V198H24ZM49 197V198H48ZM61 199H58V198ZM62 197V198H61ZM78 197V198H77ZM84 197V198H83ZM99 199V202L98 204H96L95 206V201L97 200V198ZM103 197V198H102ZM198 197V198H197ZM24 198V200H23ZM29 198V199H28ZM34 200H32V199ZM44 198V199H43ZM148 198V199H147ZM200 198V199H199ZM210 198V199H209ZM28 199V200H27ZM37 199V200H35ZM41 199V200H40ZM47 199V200H46ZM80 199V201H79ZM92 202H90L89 200ZM134 199V200H133ZM136 199V200H135ZM139 199V200H138ZM199 199V200H198ZM213 199V200H212ZM219 199V200H218ZM12 200V201H11ZM14 200H17L14 202ZM21 200V202H20ZM30 200V201H29ZM45 200V201H44ZM51 200V201H50ZM58 202H56V201ZM75 200V202H74ZM78 200V201H77ZM95 200V201H93ZM128 200V201H127ZM133 200V201H132ZM142 200V201H141ZM197 200V201H196ZM11 201V202H10ZM24 201V203H23ZM27 201L29 202L27 205L25 203H27ZM35 201V202H34ZM37 201V202H36ZM50 201V202H49ZM55 201V202H54ZM70 201V202H69ZM118 201V200H117ZM144 201V202H143ZM208 201V202H207ZM34 202V203H33ZM38 202H40L38 204ZM42 202V204H41ZM48 202V203H47ZM60 202V203H59ZM69 202V203H68ZM95 202V203H94ZM101 202V203H100ZM126 204H125V203ZM148 202V204H147ZM197 202V203H196ZM7 203V204H6ZM10 203V204H9ZM13 204V207H12V204ZM45 203V204H44ZM47 203V204H46ZM51 205H50V204ZM59 203V204H58ZM62 203V204H61ZM67 203V205H66ZM79 203V204H78ZM82 203V204H81ZM90 203V204H88ZM131 203V204H130ZM151 203V204H150ZM221 203V204H220ZM223 203V204H222ZM237 203V204H236ZM20 204V205H19ZM21 204H23V206H21ZM64 204V205H63ZM92 204V205H91ZM115 204V203H114ZM114 204L111 206V208L114 206ZM137 204V205H136ZM142 207H140V205ZM196 204V205H195ZM4 205V206H3ZM17 205V206H16ZM19 205V206H18ZM55 205V206H53ZM58 205V206H57ZM61 205V206H60ZM80 205V206H79ZM86 205V206H85ZM89 205H91V208L89 209ZM99 207H98V206ZM129 205V206H128ZM134 205V206H133ZM137 207H136V206ZM147 205H150V206H147ZM220 205V206H219ZM222 205V206H221ZM229 205V206H228ZM3 206V208L1 207ZM18 207V209L16 207ZM26 206V207H25ZM44 206H49V208L51 209H48V207H44ZM52 206V207H50ZM60 206V207H59ZM67 206V207H66ZM71 208H70V207ZM227 208H225V207ZM232 206V207H231ZM238 206V207H237ZM11 207V208H10ZM20 207V208H19ZM43 207V208H42ZM81 207V208H80ZM130 207V208H129ZM144 208V210L142 209H139V208ZM146 207V208H145ZM196 207V208H195ZM214 207L216 209H214ZM8 210H7V209ZM16 208V209H15ZM23 208V209H22ZM44 208H46L44 210ZM68 208V209H67ZM127 208V209H126ZM135 208V209H134ZM139 210H138V209ZM148 208V209H147ZM150 208V209H149ZM195 208V209H194ZM222 208V209H221ZM232 208V209H231ZM64 209V210H63ZM66 209V210H65ZM85 209V210H84ZM86 209H89L88 211ZM100 209V210H99ZM124 209L126 211H124ZM130 209V210H129ZM137 209V211H136ZM220 209V210H219ZM47 210V211H46ZM53 210V211H52ZM62 210V211H61ZM82 210V211H81ZM91 210V211H90ZM93 210V211H92ZM136 211L135 212H133ZM146 210V211H145ZM187 210V211H186ZM225 210V212H224ZM234 210V211H233ZM237 210V211H235ZM16 211V212H17ZM52 211V212H50ZM55 211V212H54ZM65 211V212H64ZM68 211V213H67ZM85 211V213L83 212ZM90 211V212H89ZM95 211V213H94ZM97 211H98V214H97ZM100 211V212H99ZM112 211V210H111ZM128 211L130 212L129 214H126L125 213H128ZM219 211H222L223 214H221L222 212H220L219 214ZM229 213H228V212ZM231 211V212H230ZM246 211H249V212H246ZM252 211V212H251ZM41 212H43L41 214ZM125 212V213H124ZM188 212V213H187ZM213 212L211 211V213L213 214ZM218 212V213H216ZM235 212V213H234ZM45 213V214H44ZM62 213V215H61ZM66 213V214H65ZM83 213V214H82ZM139 213V214H138ZM142 213V214H141ZM233 217H232V215ZM255 213V215H254ZM44 214V215H43ZM75 214L77 216H75ZM119 214V213H117ZM136 214V215H135ZM141 214V215H140ZM219 214V215H218ZM226 214V215H225ZM187 215V216H186ZM214 215V214H213ZM222 215V216H221ZM230 215V216H229ZM242 215V216H241ZM62 216V217H60ZM110 216H112V212L110 213ZM136 216V217H135ZM253 216V217H252ZM77 217V218H76ZM125 217V218H124ZM127 217V218H126ZM228 217V218H227ZM231 217V218H230ZM252 219H251V218ZM131 218V219H130ZM219 218H220V221H219ZM230 218V219H229ZM126 219V220H125ZM232 219V220H231ZM237 219V220H236ZM130 220V221H129ZM218 220V221H217ZM223 220V221H222ZM240 220V221H239ZM243 220V221H242ZM123 221V222H122ZM230 222L227 223V222ZM237 221V222H236ZM245 221V222H244ZM262 221V222H261ZM233 222V223H232ZM221 223V224H219ZM226 225H225V224ZM262 223V224H261ZM117 224V222L115 223ZM229 224V228L232 229V231L230 232L231 234H229V228L227 229L225 226H227ZM237 224V225H236ZM258 224V225H257ZM221 225V227H219ZM225 225V226H224ZM231 225V227H230ZM236 225V226H234ZM241 227H240V226ZM252 225V226H251ZM12 227V229L14 230V232L17 234H20L22 235L23 237H25L27 240L31 241V246L34 248L39 245V246H43V242H40V241H37L36 240V235L37 233L35 231H33V228H32V225L29 227L27 226L26 229L23 230V232H19L18 230L21 231L20 227H15L12 223L10 225ZM117 226V225H116ZM204 226V227H203ZM207 226V227H206ZM235 227V228H234ZM246 227V228H245ZM262 227V228H261ZM32 228V230H30ZM90 228L92 231H90ZM167 228V229H166ZM166 228H163L161 231H159L157 234H156V238L157 239H164L168 236L171 235V231L169 230L168 227ZM238 228V229H236ZM242 228V229H241ZM244 228V229H243ZM255 228V229H254ZM87 231L89 233L93 232V229L92 227H89L87 226ZM181 230L183 229V226L180 228ZM213 229L215 231H213ZM227 231V233L230 235V236H227V239L226 238H222V242L220 241L219 243H215L214 245V248L211 246V243L215 240L214 237L216 236H219L217 233L219 232V230L221 231ZM237 231H236V230ZM240 229V230H239ZM245 229H248V230H245ZM253 229V230H252ZM259 231H258V230ZM261 229V230H260ZM167 230V231H166ZM244 230V231H243ZM257 230V231H256ZM208 231V232H206ZM242 231V232H241ZM247 231V232H246ZM262 231V232H261ZM169 232V233H168ZM210 232V234H209ZM246 232V235H244ZM254 232V233H253ZM25 233V234H24ZM28 233V234H26ZM36 233V234H35ZM160 233V234H159ZM207 233V234H205ZM248 233V234H247ZM252 235H251V234ZM92 234V233H91ZM235 234V235H234ZM251 235V236H250ZM259 235V236H258ZM29 236V237H28ZM161 238H160V237ZM240 236H243V237H240ZM239 237V238H238ZM255 237V239H253ZM263 237V238H262ZM213 238V239H212ZM232 238V239H231ZM250 238V239H249ZM252 238V239H251ZM261 238V240H260ZM31 239V240H30ZM205 239V240H204ZM230 239V240H228ZM246 239V240H245ZM204 240V241H203ZM250 240V241H249ZM231 242V244L229 243H226L225 242ZM243 241H247L245 244V242ZM254 241V242H253ZM256 241V242H255ZM204 242V243H203ZM33 243V244H32ZM253 243V244H252ZM171 244V243H169ZM224 245V246H221ZM243 244V245H242ZM251 244V245H250ZM257 244V245H256ZM228 245V246H227ZM242 245V246H241ZM250 245V246H249ZM253 245V246H252ZM218 246V247H217ZM248 246V247H247ZM262 246V247H261ZM160 247V246H159ZM159 247H156V249H152V250H145L143 252L140 253H137L135 255V258H139L137 256L139 255H142L143 257L145 256V264H163V262L161 263H156L157 259L158 258H161V261L164 259V257H167L168 254H169V251L171 252L173 250L172 246H164L163 248H159ZM239 247V248H238ZM241 247L243 248L241 250ZM247 247V248H246ZM217 248V249H215ZM225 248V249H224ZM248 248H254V250L252 249H249ZM158 249L161 250L160 252H158ZM163 249V250H162ZM167 249V250H166ZM213 249V251H212ZM222 249V251H221ZM236 249V251H235ZM48 254H53V251L50 249V248H46ZM51 250V251H50ZM228 250V252L226 251ZM244 250V251H243ZM247 250V251H246ZM251 250V251H250ZM206 251V252H205ZM232 253L231 255L233 256H229V253L230 252ZM243 251V252H242ZM156 252V254H155ZM208 252L210 254H208ZM215 252V253H214ZM237 252V253H236ZM239 252V253H238ZM241 252V253H240ZM245 252V253H244ZM144 253V254H143ZM154 253V254H153ZM160 253V254H159ZM164 255H163V254ZM198 253V255H197ZM220 253V254H219ZM234 253V254H233ZM247 253V254H246ZM249 253V254H248ZM148 254V256H147ZM159 256H158V255ZM202 255V258L200 255ZM212 254V255H211ZM216 256H214V255ZM225 254V255H224ZM151 255L154 257H151ZM197 255V256H196ZM208 255V256H207ZM223 255V256H222ZM228 255V256H226ZM239 258H238V256ZM244 255V256H243ZM161 256V257H160ZM200 256V257H199ZM221 256V257H220ZM209 257V258H208ZM151 258V259H150ZM199 260L197 261L196 259ZM250 260H249V259ZM254 260H252V259ZM195 259V260H193ZM203 260V263H200V261ZM219 259V260H218ZM224 261H223V260ZM234 259V261H233ZM151 260V261H150ZM194 261V262H193ZM228 261V262H227ZM231 261V262H230ZM263 261V262H262ZM148 262V263H147ZM150 262V263H149ZM252 262V263H251ZM258 262V263H257ZM262 262V263H261ZM166 264V263H164Z\"/></svg>",
  "mask_w": 264,
  "mask_h": 264
},
{
  "label": "bare ground",
  "instance_id": "bare-ground-1",
  "mask_svg": "<svg viewBox=\"0 0 264 264\" xmlns=\"http://www.w3.org/2000/svg\"><path fill=\"white\" fill-rule=\"evenodd\" d=\"M11 1V0H10ZM23 1V0H22ZM32 1V0H31ZM30 1V2H31ZM35 1V0H34ZM41 1V0H40ZM59 1H61V0H59ZM59 1H58V3H59ZM67 1V0H66ZM79 2H80V0H78ZM85 1V0H84ZM84 1H82V2H84ZM93 1V0H92ZM106 1V0H105ZM122 1H124V0H121V2ZM160 1V0H159ZM158 1V2H159ZM178 1V3H180L179 1L180 0H176V2ZM181 1H183V4L185 5V4H187V9H188V11L190 10H193L194 11V20H196V21H198V23L200 24L201 23V25H199L200 26V33L202 34V36L203 37H200V36H198L195 32H193L194 31V29H192V30H190V31H181V32H176L175 34H173V35H170V36H165L163 33H161V32H163V30H164V27H163V25L162 26H160V23L161 22H157V24L159 23V25H157L156 27L154 26V23H153V26L155 27L154 29H156L157 31H156V33L157 32H160L161 33V36L162 37H164L163 38V41H165V44H164V47H163V49L166 51V50H170V49H177L178 50V48L180 47L181 48V50H182V52L184 51V52H191V50L193 49V47H194V43H197L198 44V47H199V49H201L200 51H201V53L202 52H205V51H203V49L205 48V41H207L208 42V40H211V41H216V42H218L219 44H220V46L219 45H217V46H219L218 48H219V53H220V51H222L223 52V50H225L224 51V53L225 54H228L229 53V50H231V48H235L233 51L235 52V54H234V56H235V58H237L238 60H236V61H238V63H240L239 62V59H241L240 61H242V64L243 63H245V64H247V65H249V66H251V67H253V69H251L250 70V72L248 73V76L251 78V81H252V83L254 82L255 84H257L258 86H261L262 88H263V90L262 91H264V33L263 34H261V36H260V40L257 38V37H255L256 39H258L259 40V44H260V46H261V51H260V55L259 54H257L254 50L252 51V49L250 50L251 51V54H250V57H247L246 55H247V51H249V49H246L247 47H249V45L247 44V41L244 39V37L243 36H245V35H241V33L244 31V32H248V34H249V32L251 33V32H255V31H258V30H262L263 28H264V0H211V2H213V4H212V8L211 9H209V7H208V13L206 12V14H205V10H204V8H203V4H204V0H181ZM209 1V0H208ZM207 1V2H208ZM2 2V1H1ZM36 2V1H35ZM50 2H52V1H50ZM55 2H56V0H55ZM86 2L88 3L89 1H87L86 0ZM94 2V1H93ZM104 2V1H103ZM113 2H115V0H113ZM118 2H119V0H118ZM117 1H116V3H118ZM156 2V1H155ZM155 2H152V3H154V5H155ZM162 2V1H161ZM171 1L169 0V1H167V3H170ZM10 3V2H9ZM8 3V4H9ZM28 3H29V1H28ZM47 3V2H46ZM53 4H54V2H52ZM51 3V4H52ZM67 3V2H66ZM78 3V2H77ZM90 3V2H89ZM110 3V2H109ZM122 3H124V2H122ZM157 3V2H156ZM165 3V2H164ZM20 5H21V3H19ZM37 4H38V2H37ZM48 4H49V1H48ZM50 4V5H51ZM52 4V5H53ZM56 4V3H55ZM65 4V3H64ZM84 4H86L85 2H84ZM119 4H120V2H119ZM158 4V3H157ZM157 4H156V6H157ZM161 4V3H160ZM171 4V3H170ZM173 4V3H172ZM209 4H211V3H209ZM36 5V4H35ZM43 5V4H42ZM49 5V6H50ZM58 5V4H57ZM86 5H88V4H86ZM96 5V4H95ZM94 5V6H95ZM103 5H104V3H103ZM176 5H177V3H176ZM180 5V4H179ZM178 5V6H179ZM206 5V4H205ZM208 5V4H207ZM48 6V5H47ZM100 6V5H99ZM126 6V5H125ZM125 6H123V7H125ZM150 6H152L151 4H150ZM166 6V4H162L161 5V7H165ZM181 6V5H180ZM28 7V6H27ZM52 7V6H51ZM49 8L48 10H46L47 11V16H52L55 12H57V10H58V8L57 7H52V8ZM63 7V6H62ZM66 7V6H65ZM75 7V6H74ZM73 7V9H75ZM81 7H82V5H81ZM102 7V6H101ZM100 7V8H101ZM104 7V6H103ZM112 7V6H111ZM115 7V6H114ZM159 7V6H158ZM173 6H171V9H175V8H172ZM182 7V6H181ZM184 7V6H183ZM211 7V6H210ZM35 8V7H34ZM41 8V7H40ZM43 8V7H42ZM42 8H41V10H42ZM72 8V7H71ZM70 8V9H71ZM99 8V7H98ZM108 8H109V6H108ZM121 8V7H120ZM156 8V7H155ZM160 8V7H159ZM206 8V7H205ZM94 9V8H93ZM102 9V8H101ZM116 9H117V7H116ZM158 9V8H157ZM169 9H170V7H169ZM168 9V10H169ZM171 9L169 10V12H171ZM181 9V8H180ZM27 10V9H26ZM40 10V11H41ZM94 10H96V9H94ZM98 10V9H97ZM100 10V9H99ZM164 10H165V8H164ZM183 10H185V8L183 9ZM182 10V11H183ZM207 10V9H206ZM43 11H45V9L43 10ZM102 11V10H101ZM111 11V10H110ZM162 11V10H161ZM178 11V10H177ZM176 11V12H177ZM186 11V10H185ZM83 12V14H84V12H86V11H82ZM103 12V11H102ZM105 12H106V10H105ZM112 12V11H111ZM124 12V11H123ZM122 12V13H123ZM167 11H165V13H166ZM108 13V12H107ZM190 13V12H189ZM38 14V13H37ZM73 14V13H72ZM99 14H101V13H99ZM124 14V13H123ZM170 14V13H169ZM168 14V15H169ZM190 14H192V13H190ZM56 15V14H55ZM55 15H53V16H55ZM64 15V14H63ZM78 15V14H77ZM92 15V14H91ZM103 15V14H102ZM104 15H106V14H104ZM166 15V14H165ZM180 15V14H179ZM179 15L177 14V13H172L171 15H169L168 17H167V21H166V23L167 22H169L168 24L169 25H172V23L173 24H177V22L180 20V17H179ZM182 15V14H181ZM22 16H24V15H21V17ZM26 16V15H25ZM24 16V17H25ZM27 16H28V14H27ZM36 16V15H35ZM144 16V15H143ZM162 16H164V15H162ZM184 16V15H183ZM29 17V16H28ZM43 17V16H42ZM64 17V16H63ZM70 17H72V16H70ZM93 17V16H92ZM158 17H160V16H158ZM30 18V17H29ZM34 18V17H33ZM37 18H38V16H37ZM40 18H41V15H40ZM40 18H38L39 20H40ZM46 18V17H45ZM50 18V17H49ZM68 18H69V15H68ZM79 17L77 16V18L76 19H78ZM85 18V17H84ZM88 18V17H87ZM144 18V17H143ZM154 18H156V17H154ZM164 18V17H163ZM182 18V17H181ZM187 18V17H186ZM28 19V18H27ZM32 21H33V19L32 18H30ZM35 19V18H34ZM42 19V18H41ZM44 19V18H43ZM89 19H90V17H89ZM88 19V20H89ZM145 19H147V18H145ZM151 19V18H150ZM150 19H149V21H150ZM160 19V18H159ZM162 19V18H161ZM191 19H192V17H191ZM14 20H16V19H14ZM36 20V19H35ZM91 20V19H90ZM92 20H93V18H92ZM92 20H91V22H92ZM142 20V19H141ZM155 20V19H154ZM189 20V19H188ZM192 21V22H196V21ZM37 21V20H36ZM43 21V20H42ZM47 21V20H46ZM71 21H72V19H71ZM71 21H69V23L71 22ZM85 21V20H84ZM99 21V20H98ZM97 21V22H98ZM144 21H146V20H144ZM153 21V20H152ZM163 21H165V20H163ZM18 22H20V21H18ZM17 22V23H18ZM23 22V21H22ZM45 22V21H44ZM47 22H49V21H47ZM47 22H45V23H47ZM67 22H68V20H67ZM88 22V21H87ZM96 22V23H97ZM156 22V21H155ZM38 23V22H37ZM74 23V22H73ZM85 23V22H84ZM89 23H90V21H89ZM88 23V24H89ZM148 23H150V22H148ZM162 23H164L165 24V22H162ZM171 23V24H170ZM181 23V22H180ZM182 23H184V20H183V22ZM21 24V23H20ZM87 24V25H88ZM95 24V23H94ZM146 24H147V22H146ZM145 24V25H146ZM156 24V23H155ZM186 24V23H185ZM18 25V24H17ZM37 25V24H36ZM42 25V24H41ZM66 25H68V24H66ZM73 25H75V24H73ZM192 25V24H191ZM40 26V25H39ZM70 26V25H69ZM68 26V27H69ZM80 26V25H79ZM151 26V25H150ZM168 26V25H167ZM177 26V25H176ZM176 26H175V28L174 29H176ZM179 26H180V24L178 25V28H179ZM18 27V26H17ZM16 27V28H17ZM38 27V26H37ZM74 27V26H73ZM91 27V26H90ZM92 27H94L93 26V24H92ZM147 27V26H146ZM145 27V28H146ZM168 27H170V26H168ZM19 28V27H18ZM22 28V27H21ZM181 28H183V27H181ZM69 29V28H68ZM240 29L241 30H243L242 32H240ZM77 30H78V28H77ZM145 30V29H144ZM143 30V31H144ZM149 30V29H148ZM147 30V31H148ZM151 30V29H150ZM198 30V29H197ZM197 30H196V32H197ZM264 30V29H263ZM66 31V30H65ZM166 31V30H165ZM192 31V32H191ZM21 32V31H20ZM29 32H30V29H29ZM32 32H34V31H32ZM31 32V33H32ZM149 32V31H148ZM154 33H155V31H153ZM174 32V31H173ZM30 33V34H31ZM77 33V32H76ZM146 33V32H145ZM151 33V32H150ZM167 33H168V30H167ZM195 33V34H194ZM29 34V33H28ZM29 34V35H30ZM152 34V33H151ZM200 34V35H201ZM246 34V33H245ZM260 34V33H259ZM258 34V35H259ZM32 35H33V33H32ZM254 35H256V36H258L257 34H254ZM31 36V35H30ZM145 36V35H144ZM148 36V35H147ZM153 36V35H152ZM157 36V35H156ZM155 36V37H156ZM251 36V35H250ZM33 37V36H32ZM149 37V36H148ZM245 37H247V36H245ZM249 37V36H248ZM248 37H247V39H248ZM111 38V37H110ZM158 38V37H157ZM159 38H160V36H159ZM39 39V38H38ZM190 39L193 41V44L194 45H191L192 44V42L190 41ZM251 40V38L248 40V41H250ZM252 40H255V39H252ZM28 41V40H27ZM35 41V40H34ZM159 41V40H158ZM161 41V40H160ZM189 41H190V44H189ZM24 42V41H23ZM33 42V41H32ZM153 42H155V40H153ZM252 42V41H251ZM161 43H162V41H161ZM213 43V42H212ZM250 43V42H249ZM30 44V43H29ZM33 44H35L34 42H33ZM156 44V43H155ZM214 44H216V43H214ZM251 44V43H250ZM254 44V43H253ZM258 44V43H257ZM30 45H32V44H30ZM36 45V44H35ZM158 45V44H157ZM23 46V45H22ZM161 46V45H160ZM197 46V45H196ZM195 46V47H196ZM255 46H256V43H255ZM154 47V46H153ZM159 47V46H158ZM162 47V46H161ZM209 47H212L213 48V45L212 46H209ZM253 47V46H252ZM157 48V47H156ZM179 48V49H180ZM197 48V47H196ZM215 48V47H214ZM217 48V47H216ZM257 48V47H256ZM259 48V47H258ZM19 49V48H18ZM195 49V48H194ZM205 49H207V48H205ZM210 49V48H209ZM74 50V49H73ZM80 50V49H79ZM159 50V49H158ZM176 50V51H177ZM197 51H198V49H196ZM155 51V50H154ZM161 51V50H160ZM174 51V50H173ZM196 51V52H197ZM210 51V50H209ZM232 51V52H233ZM18 52V51H17ZM20 52V51H19ZM77 52V51H76ZM79 52V51H78ZM144 52H148V51H144ZM170 52H171V50H170ZM181 51H179V53H180ZM183 52V53H184ZM231 52V53H232ZM69 53H71V52H69ZM84 53V52H83ZM131 53V52H130ZM139 53V52H138ZM141 53H142V51H141ZM149 53V52H148ZM148 53H147V55H146V57H145V59H141V61H137V64H136V67L134 68V71H127L126 69H125V71H126V73L124 74V75H116V76H118L117 78H119L120 80L122 79V81L123 82H121V81H119V83H120V85H121V88L120 87H118L117 89H114L113 91H114V94H125V92L126 91H128V89H130V86L131 85H129L128 86V84H126V81H129V82H131V81H136L137 79H142V82L144 83V86L143 85H141V86H143V87H145L146 88V86L147 87H149V86H152V88H154V86L155 85H157V84H159V83H161V82H163V81H165V80H167L168 79V77H166L164 74H162V73H155L156 75L154 76V80L153 81H151V82H148L147 80V78L145 79L144 77L142 78L141 76H142V72H143V70L145 69V68H147V65H149V62L150 63H153L154 64V68H160V66H162L163 67V64H164V62L166 61V59H165V61H163V60H159V57H158V60L156 61H153V59H151L149 56H148ZM150 53H154L153 51L152 52H150ZM150 53H149V55H150ZM155 53H157L156 51H155ZM168 53V52H167ZM171 53H173V52H171ZM170 53V54H171ZM174 53H175V51H174ZM178 53V52H177ZM178 53V54H179ZM231 53H230V55H231ZM24 54V53H23ZM132 54H133V52H132ZM135 54H136V52H135ZM165 54V53H164ZM169 54V53H168ZM167 54V55H168ZM176 54V53H175ZM185 54V53H184ZM188 54V53H187ZM221 54V53H220ZM223 54V53H222ZM73 55V54H72ZM75 55V54H74ZM137 55H139V54H137ZM142 55H144V54H142ZM156 55V54H155ZM155 55H153V57L152 58H154V56ZM160 55V54H159ZM162 55V54H161ZM189 55H192V54H189ZM205 55H207V54H205ZM212 55H214V54H212ZM15 56V55H14ZM126 56V55H125ZM156 56H158V55H156ZM163 56V55H162ZM171 56V55H170ZM187 56V55H186ZM220 56V55H219ZM218 56V57H219ZM224 56V55H223ZM73 57V56H72ZM71 57V58H72ZM80 57V56H79ZM90 57V56H89ZM117 57H119V56H117ZM116 57V59H118ZM133 57V56H132ZM135 57H137V56H135ZM144 57V56H143ZM189 57V56H188ZM188 57H186L187 59H189ZM192 57V56H191ZM190 57V58H191ZM212 57V56H211ZM226 57V56H225ZM247 57V58H246ZM70 58V57H69ZM74 58V57H73ZM83 58V57H82ZM85 58V57H84ZM88 58V57H87ZM121 58V57H120ZM155 58H157V57H155ZM154 58V59H155ZM162 58H165L164 56L162 57ZM167 58H169L168 56H167ZM171 58H174V59H176L175 58V55H174V57H171ZM185 58V59H186ZM195 58H197V63H198V66L200 67V65L202 64L201 63V61H202V59H201V56L200 55H198V57H195ZM228 58V57H227ZM230 58V57H229ZM76 59V58H75ZM89 59V58H88ZM87 59V60H88ZM94 59V58H93ZM92 59V60H93ZM173 59V60H174ZM182 59V58H181ZM185 59H183V60H185ZM193 59V58H192ZM211 59V58H210ZM213 59V58H212ZM211 59V60H212ZM220 59V58H219ZM222 59V58H221ZM82 60V59H81ZM84 60V59H83ZM95 60V59H94ZM119 60V59H118ZM129 60V59H128ZM131 60H133V59H131ZM171 60V59H170ZM231 60V59H230ZM230 60L228 61V62H230ZM76 61V60H75ZM74 61V62H75ZM77 61H78V57H77ZM79 61H80V58H79ZM86 61V60H85ZM114 61H116L115 59H114ZM121 61V60H120ZM120 61H119V63H120ZM124 61V60H123ZM130 61V60H129ZM129 61H127V62H129ZM133 61H135V60H133ZM135 61V62H136ZM177 61H178V59H177ZM189 61H191V59L189 60ZM193 61V60H192ZM222 61H223V59H222ZM221 61V62H222ZM225 61V60H224ZM235 61V62H236ZM74 62H72V63H74ZM102 62V61H101ZM126 62V61H125ZM171 62H172V60H171ZM176 62V61H175ZM184 62V61H183ZM186 62V61H185ZM70 63V62H69ZM82 63V62H81ZM80 63V64H81ZM90 63H91V61H90ZM93 63H95V61H93L92 62V64ZM103 63V62H102ZM107 63V62H106ZM111 63V62H110ZM110 63H108V65L107 66H110L111 64ZM115 63V62H114ZM132 63V62H131ZM194 63V62H193ZM224 63V62H223ZM68 64V63H67ZM88 64V63H87ZM96 64V63H95ZM94 64V65H95ZM110 64V65H109ZM118 64V63H117ZM121 64V63H120ZM134 64V63H133ZM168 64H169V62H168ZM168 64H167V66H168ZM227 64V63H226ZM231 64V63H230ZM233 64H236V63H234L233 62ZM76 65V64H75ZM77 65H78V63H77ZM84 65V64H83ZM86 65V64H85ZM98 65V64H97ZM123 65H125V64H123ZM128 65V64H127ZM187 65V64H186ZM193 64H191V66H192ZM221 65H223V64H221ZM224 65H225V63H224ZM237 65V64H236ZM240 65V64H239ZM91 66V65H90ZM103 66H104V64H103ZM126 66V65H125ZM131 66H133L132 64H131ZM131 66H130V68H131ZM166 66V65H165ZM166 66V67H167ZM169 66H171V64L169 65ZM190 66V65H189ZM194 66V65H193ZM196 66V65H195ZM228 66V65H227ZM226 66V67H227ZM233 66V65H232ZM244 66V65H243ZM73 67V66H72ZM87 67V66H86ZM89 67V66H88ZM118 67V66H117ZM134 67V66H133ZM198 67V68H199ZM207 67V66H206ZM209 67V66H208ZM216 67V66H215ZM236 67V66H235ZM245 67V66H244ZM82 68V67H81ZM97 68V67H96ZM110 68V67H109ZM114 68H115V66H114ZM125 68V67H124ZM140 68V69H139ZM149 68V67H148ZM151 68V67H150ZM168 68V67H167ZM196 68H197V66H196ZM210 68V67H209ZM217 68H219V66L217 67ZM228 68H230V67H228ZM240 68V67H239ZM246 68V67H245ZM244 68V69H245ZM59 69V68H58ZM74 69V68H73ZM80 69V68H79ZM78 69V70H79ZM84 69V68H83ZM101 69H103V67L101 68ZM111 69V68H110ZM113 69V68H112ZM129 69V68H128ZM153 69V68H152ZM175 69V68H174ZM194 69V68H193ZM214 69V68H213ZM232 69V68H231ZM230 69V70H231ZM69 70H71V69H69ZM85 70V69H84ZM87 70H89V68H87ZM109 70V69H108ZM107 70V71H108ZM114 70H116V69H114ZM123 70V69H122ZM147 71H148V69H146ZM150 70V69H149ZM154 70V69H153ZM157 70V69H156ZM161 70H163V68H161ZM161 70H160V72H161ZM169 70V69H168ZM171 70V69H170ZM198 71H199V69H197ZM204 70H205V67H204ZM206 70H208V69H206ZM233 70V69H232ZM236 70H238L237 68H236ZM243 70V69H242ZM249 70V69H248ZM60 71V70H59ZM58 71V72H59ZM74 71V70H73ZM98 71H100V70H98ZM102 72H103V70H101ZM110 71V70H109ZM113 71V70H112ZM151 71V70H150ZM158 71H159V69H158ZM165 71V70H164ZM172 71H174V70H172ZM196 71V70H195ZM210 71V70H209ZM209 71H207V72H209ZM213 71L215 72V70H212V71H210V72H212L213 73ZM222 71V70H221ZM227 71V70H226ZM229 71V70H228ZM227 71V72H228ZM93 72V71H92ZM116 72V71H115ZM118 72V71H117ZM151 72H154V71H151ZM150 72V73H151ZM166 72V71H165ZM230 72V71H229ZM80 73H81V71H80ZM80 73H78V74H80ZM86 73H87V71H86ZM99 73V72H98ZM107 73V72H106ZM111 73V72H110ZM114 73V72H113ZM145 73H147L146 71H145ZM189 73V72H188ZM193 73V72H192ZM197 72H195V74H196ZM246 73V72H245ZM66 74H68V72H66V69H62V71H61V73H60V77H63L64 78V76L66 75ZM101 74V73H100ZM108 74V73H107ZM119 74H121V73H119ZM140 74H141V76H140ZM149 74V73H148ZM153 74V73H152ZM173 74V73H172ZM176 74V73H175ZM190 74V73H189ZM197 74H199V73H197ZM223 74V73H222ZM232 74H234V72L232 73ZM77 75V74H76ZM84 75V74H83ZM94 75V74H93ZM108 75H110V74H108ZM112 75H114V74H112ZM114 75V76H115ZM146 75V74H145ZM191 75V74H190ZM200 75V74H199ZM205 75V74H204ZM209 75V74H208ZM220 75V74H219ZM237 75V74H236ZM239 75V74H238ZM238 75H237V77H238ZM245 75V74H244ZM59 76V75H58ZM73 76V75H72ZM71 76V77H72ZM150 76H152V75H150ZM149 76V77H150ZM173 76H174V74H173ZM188 76V75H187ZM68 77V76H67ZM66 77V78H67ZM82 77V76H81ZM84 77V76H83ZM83 77H82V79H83ZM99 77V76H98ZM178 77V76H177ZM189 77V76H188ZM198 77V76H197ZM201 77V76H200ZM234 76L232 75H227L226 77H225V80H224V82L223 83H221L220 84V86L219 87H217V88H215V89H213V88H211L210 90H209V94H210V99H217V97L220 99V95L221 94H225V98L227 99V98H229V96H233V97H235L236 95H238V94H240V96H243V95H241L242 94V90H241V88L242 87H240L241 85L240 84H242V83H240V84H238V80H236V78L234 79L233 78ZM248 77V78H249ZM95 77H91V78H89L88 79V81H86V83H85V85H84V87H83V90L81 91V94H83V92H85L84 90L87 88V87H89V85L91 84V82H92V80L94 79ZM100 78V77H99ZM102 78H103V76H102ZM105 78V77H104ZM112 78V77H111ZM110 78V79H111ZM169 78H171V76L169 77ZM191 78V77H190ZM222 78V77H221ZM239 78V77H238ZM60 79V78H59ZM81 79V78H80ZM101 79V78H100ZM173 79V78H172ZM178 79V78H177ZM194 79H195V77H194ZM241 79V78H240ZM245 79V78H244ZM243 79V80H244ZM87 80V79H86ZM106 80V79H105ZM115 80H116V82H118L117 81V79L115 78ZM170 80V79H169ZM248 80V79H247ZM108 81V80H107ZM168 81V80H167ZM172 81H174V80H172ZM177 81V80H176ZM176 81H174V82H176ZM179 81V80H178ZM199 81V80H198ZM245 81V80H244ZM64 82H65V80H64ZM98 82V81H97ZM125 82V83H124ZM140 82V81H139ZM170 82V81H169ZM193 82V81H192ZM195 82H196V80H195ZM200 82V81H199ZM202 82V81H201ZM96 83V82H95ZM99 83H100V81H99ZM99 83H97V84H99ZM109 83V82H108ZM114 83H115V81H114ZM132 84H133V82H131ZM130 83V84H131ZM141 83V82H140ZM177 83V82H176ZM182 83H184V82H182ZM194 83V82H193ZM250 83V82H249ZM66 83H64V85H65ZM101 84V83H100ZM102 84H104V83H102ZM112 84V83H111ZM136 84V83H135ZM139 84V83H138ZM146 84V85H145ZM189 84H191L190 82H189ZM219 84V83H218ZM251 84V83H250ZM54 85V84H53ZM58 85V84H57ZM108 86H109V84H107ZM113 85V84H112ZM134 85V84H133ZM132 85V86H133ZM161 85V84H160ZM159 85V86H160ZM163 86H165L164 84H162ZM166 85H167V83H166ZM174 84H172V86H173ZM180 85H181V83H180ZM240 85V86H239ZM243 85H246V84H243ZM62 86V85H61ZM66 86V85H65ZM97 86V85H96ZM117 86H119V85H117ZM158 86V87H159ZM162 86V87H163ZM182 86V85H181ZM189 86H191V85H189ZM253 86V85H252ZM255 86V85H254ZM55 87V86H54ZM75 87V86H74ZM80 86H77V88H79ZM92 87V86H91ZM99 87H100V85H99ZM104 87V86H103ZM116 87V86H115ZM134 87V86H133ZM155 87H157V86H155ZM161 87V86H160ZM175 87V86H174ZM187 87V86H186ZM213 87V86H212ZM256 87V86H255ZM260 87V88H261ZM61 88H63V87H61ZM76 88V89H77ZM101 88V87H100ZM141 88V87H140ZM171 88V87H170ZM180 88V87H179ZM183 88H185V87H183ZM197 88V87H196ZM198 88H201V87H198ZM250 88V87H249ZM249 88H247L248 90H249ZM98 90H99V88H97ZM97 89H96V91H97ZM104 89H106L105 87H104ZM133 89V88H132ZM193 89V88H192ZM245 89V88H244ZM252 89V88H251ZM78 90V89H77ZM89 90V89H88ZM100 90H102V89H100ZM109 90H111L110 88H109ZM142 90V89H141ZM158 90V89H157ZM177 90H179V89H177ZM181 90H182V88H181ZM180 90V91H181ZM184 90H186V89H184ZM183 90V91H184ZM87 91V90H86ZM103 91V90H102ZM112 91V92H113ZM136 91V90H135ZM138 91V90H137ZM136 91V92H137ZM146 91V90H145ZM147 91H148V89H147ZM153 91H155V90H153ZM173 91V90H172ZM182 91V93H184ZM199 91V90H198ZM245 91H247V90H245ZM250 91V90H249ZM75 92H77V91H75ZM79 92V91H78ZM77 92V93H78ZM95 92V91H94ZM150 92H152V91H150ZM158 92V91H157ZM161 92V91H160ZM170 92H171V90H170ZM169 92V93H170ZM176 92V91H175ZM203 92V91H202ZM205 92V91H204ZM88 93V92H87ZM108 93V92H107ZM129 93H131V92H129ZM129 93H127L126 92V94H129ZM137 93H140V92H137ZM149 93V92H148ZM153 93H156V92H153ZM168 93V94H169ZM198 93V92H197ZM196 93V91H194V92H192L191 90L189 91V92H187V90H186V92H185V95H184V97L185 98H188V99H186L187 101H189L190 102V104H189V106H187V107H190L191 106V108H199L204 114H205V112H207L208 111V106H207V104H206V102H204L205 100L203 99L204 98V96H206V94L204 95L203 93H201V91H200V94L198 95V97L196 98V99H194V98H192V97H195V95L197 94ZM205 93H207V92H205ZM248 93V92H247ZM252 93H253V90H252ZM70 94H71V92H70ZM91 94V93H90ZM99 94V93H98ZM98 94H97V96H98ZM106 94V93H105ZM111 94V93H110ZM109 94V95H110ZM146 94V93H145ZM150 94V93H149ZM162 94H165V93H162ZM168 94H166V95H168ZM189 94H192V95H189ZM254 94H255V90H254ZM261 94V95H260ZM260 94H256V95H260V98L259 99H261V101H263L264 102V93H260ZM72 95V94H71ZM74 95V94H73ZM80 95V94H79ZM85 95H87L86 93H85ZM85 95H84V97H85ZM92 95V94H91ZM139 95V94H138ZM144 95V94H143ZM148 95V94H147ZM173 95V94H172ZM204 95V96H203ZM247 95V94H246ZM246 95H244V96H246ZM24 96H26V95H24ZM101 96V95H100ZM111 96H112V94H111ZM126 96H128V95H126ZM132 96V95H131ZM130 96V94H129V97H131ZM141 96H142V94H141ZM151 96H152V94H151ZM156 95H154V97H155ZM161 96V95H160ZM165 96V95H164ZM243 96V97H244ZM248 96V95H247ZM70 97V96H69ZM96 97V96H95ZM102 97V96H101ZM123 97V96H122ZM125 97V96H124ZM136 97V96H135ZM134 97V98H135ZM140 97V96H139ZM158 97V96H157ZM166 97V96H165ZM183 97V96H182ZM182 97H179V98H181L182 99ZM232 97V98H233ZM238 97V96H237ZM236 97V98H237ZM249 97H251V96H249ZM106 98H109L108 96L106 97ZM126 98V97H125ZM128 98V97H127ZM126 98V99H127ZM143 98V97H142ZM144 98H145V96H144ZM147 98V97H146ZM152 97H150V99H151ZM164 99V97H162L161 96V99ZM185 98H184V100H185ZM208 98V99H209ZM224 98V99H225ZM236 98H233V99H235L236 100ZM2 100H3V98H1ZM6 99V98H5ZM43 99V98H42ZM72 99V98H71ZM85 99H87V98H85ZM113 99V98H112ZM119 99H120V97H119ZM139 99V98H138ZM149 99V100H150ZM154 99V98H153ZM152 99V100H153ZM156 99V98H155ZM159 99V98H158ZM157 99V100H158ZM162 99V100H163ZM208 100V101H211V100ZM218 99V100H219ZM222 99V98H221ZM2 100H0V101H2ZM24 100V99H23ZM22 100V101H23ZM29 100H31L30 98H29ZM34 100V99H33ZM36 100V99H35ZM34 100V101H35ZM39 100V99H38ZM72 100H74V99H72ZM96 100V99H95ZM104 100H105V98H104ZM106 100H110V99H106ZM132 100V99H131ZM130 100V101H131ZM141 100V99H140ZM145 100V99H144ZM147 100V99H146ZM165 100V99H164ZM202 100H204V101H202ZM217 100V101H218ZM230 100V99H229ZM40 101V100H39ZM46 101V100H45ZM45 101H44V106L46 107L47 105H46V103H45ZM80 101V100H79ZM113 101H114V99H113ZM124 101H125V99H124ZM129 101V100H128ZM129 101V102H130ZM154 101H156V100H154ZM207 101V102H208ZM242 101V100H241ZM3 102V101H2ZM2 102H0V103H2ZM5 102V101H4ZM26 102H28V101H26ZM31 102V101H30ZM38 102V101H37ZM40 102H43V101H40ZM39 102V103H40ZM49 102V101H48ZM112 102V101H111ZM149 102H151L152 103V101H149ZM148 102V103H149ZM183 102V101H182ZM213 102V101H212ZM212 102H211V104H212ZM231 102H232V100H231ZM244 102V101H243ZM17 102H15V104H16ZM19 103V102H18ZM21 103V102H20ZM36 103V102H35ZM38 103V104H39ZM50 103V102H49ZM71 103H72V101H71ZM70 102H69V104H71ZM108 102H106L105 101V105L107 104ZM116 103V102H115ZM118 103V102H117ZM124 103V102H123ZM126 103V102H125ZM136 103V102H135ZM139 103V102H138ZM147 103V102H146ZM155 104H156V102H154ZM153 103V104H154ZM233 103V102H232ZM236 103H238V101L236 102ZM239 103H240V101H239ZM255 103V102H254ZM3 104V103H2ZM7 104H9V103H7ZM7 104H5V105H7ZM42 104V103H41ZM52 104V103H51ZM65 104H67L66 102H65ZM75 104V103H74ZM73 103H72V105H74ZM102 104V103H101ZM127 104V103H126ZM140 104H142V103H140ZM150 104V103H149ZM159 104V103H158ZM188 104V103H187ZM215 103L213 102V105H214ZM10 105V104H9ZM8 105V106H9ZM11 105H13V104H11ZM20 105V104H19ZM18 105V106H19ZM28 105V104H27ZM26 105V106H27ZM49 105V104H48ZM85 105V104H84ZM87 105V104H86ZM105 105H104V107H105ZM108 105V104H107ZM113 105H114V103H113ZM122 105V104H121ZM134 105V104H133ZM183 105H184V103H183ZM246 105V104H245ZM259 105H261V103H257V105H255L256 107H254V109L253 110H258V106ZM18 106H16V107H18ZM21 106V105H20ZM28 106H30V105H28ZM33 106H35V105H33ZM32 106V107H33ZM39 106V105H38ZM69 106V105H68ZM89 106V105H88ZM92 106V105H91ZM118 106V105H117ZM131 106H132V104H131ZM131 106H129L130 107V109H131ZM139 106V108H136L135 106H132V107H135L136 108V110L137 109H139L140 110V105H138ZM137 106V107H138ZM152 106V105H151ZM155 106V105H154ZM153 106V107H154ZM186 106V105H185ZM247 106V105H246ZM245 106V107H246ZM263 106H264V103H263ZM15 107V106H14ZM72 107V106H71ZM76 107V106H75ZM84 107V106H83ZM109 107V106H108ZM122 107H123V105H122ZM126 107V106H125ZM128 107V106H127ZM142 107V106H141ZM247 107H249V106H247ZM250 107H251V105H250ZM21 108V107H20ZM19 108V109H20ZM24 108V107H23ZM36 108V107H35ZM51 105H50V107H47L45 110H42V111H38L37 113H35V115L34 114H32V116L34 115V118H32L31 119V121L33 122V123H35L36 121H41V122H43V121H49V124H48V126H45L46 124H44V128L43 129H45V128H51V129H53V128H55V127H58V126H66V125H68L67 127H69V126H74V125H72L73 123H71V125H70V122H69V120L66 118L67 116V113L69 112H67L66 114H56V110L54 111L53 110V107L51 108ZM63 108V107H62ZM105 108H107V107H105ZM149 108V107H148ZM152 108V107H151ZM155 108V107H154ZM153 108V109H154ZM184 108V107H183ZM190 108V109H191ZM215 108H216V106H215ZM236 108H238V107H236ZM235 108V109H236ZM261 108V107H260ZM16 109V108H15ZM25 109H26V107H25ZM29 109V108H28ZM32 109V108H31ZM71 109V108H70ZM75 109H77V108H75ZM80 109V108H79ZM85 109V108H84ZM114 109H115V107H114ZM112 110V112L110 111V113H112V114H106V116H107V118H111V119H114L115 117L114 116H116L117 115V113H116V111L115 110ZM122 110H124L123 108H121ZM127 109H129V108H127ZM133 109V108H132ZM160 109V108H159ZM247 109V108H246ZM250 109V108H249ZM22 110V112H19V114L20 115H26V116H28V113L27 112H25V111H23V109H21ZM33 110H35V109H33ZM32 110V111H33ZM82 110V109H81ZM80 110V111H81ZM101 110V109H100ZM119 110V109H118ZM139 110H137V111H139ZM149 110V109H148ZM152 110V109H151ZM161 110V109H160ZM188 110V109H187ZM217 110V109H216ZM236 110H238V109H236ZM248 110V109H247ZM35 111H37V110H35ZM65 111V110H64ZM63 111V112H64ZM75 111V110H74ZM86 110H84L83 112H85ZM90 111V110H89ZM94 111V110H93ZM101 111H104V110H101ZM108 111V110H107ZM126 111V110H125ZM129 111H131V110H129ZM129 111H127V112H129ZM159 111V110H158ZM162 111V110H161ZM194 111V110H193ZM199 110H197V112H198ZM239 111V110H238ZM17 112V111H16ZM77 112V111H76ZM88 111H86V113H87ZM105 112V111H104ZM122 112V111H121ZM120 112V113H121ZM147 112V111H146ZM196 112V111H195ZM194 112V113H195ZM196 112V113H197ZM233 112V111H232ZM249 112V111H248ZM257 112V111H256ZM259 112V111H258ZM257 112V113H258ZM6 113V112H5ZM13 113H15V111L13 112ZM69 113H71V112H69ZM79 113V112H78ZM98 113V112H97ZM130 113V112H129ZM128 113V114H129ZM133 113V112H132ZM134 113H135V111H134ZM143 113V112H142ZM149 113V112H148ZM160 113V112H159ZM186 113V112H185ZM189 113V112H188ZM199 113H201V112H199ZM211 113V112H210ZM214 113H216L215 112V110H213L212 111V113L211 114H214ZM235 113H236V111H235ZM247 113V112H246ZM263 113V112H262ZM8 114V113H7ZM17 114V113H16ZM77 114V113H76ZM76 114H74V116L76 115ZM80 114V113H79ZM89 114L90 113H88V116H89ZM104 114V113H103ZM145 114V113H144ZM193 114V113H192ZM256 114V113H255ZM4 115V114H3ZM2 115V112H1V110H0V119L2 118L1 116H3ZM12 115V114H11ZM18 115V114H17ZM16 115V116H17ZM130 115L131 116H134V114L132 115L131 113H130ZM143 115V114H142ZM190 115V114H189ZM201 115V114H200ZM208 115V114H207ZM218 115V114H217ZM250 115H252V114H250ZM8 116H9V114H8ZM15 116V115H14ZM69 116V115H68ZM77 116V115H76ZM87 115H86V117H88ZM119 116V115H118ZM136 116V115H135ZM135 116H134V118H135ZM141 116V115H140ZM147 116V115H146ZM159 117H161L160 115H158ZM185 116V115H184ZM193 116V115H192ZM209 116V115H208ZM214 116V115H213ZM232 116V115H231ZM247 116V115H246ZM245 116V117H246ZM17 117H19V116H17ZM16 117V118H17ZM79 117H81V116H79ZM83 117H84V115H83ZM94 117V116H93ZM151 117V116H150ZM193 117H195V116H193ZM241 117V116H240ZM247 117H249V116H247ZM259 116L258 115H254V113H253V115L252 116H250L248 119L246 118L245 120L243 119V121L242 120H240V118H239V116H238V114L234 117V119H235V131L237 132V136L236 135H234V137L236 136L237 138L234 140V142H232V144L230 145V149H229V147H225L224 145H222V146H219V144L220 143H218V140L216 139V138H212L211 140H209L208 142H207V144H198V143H195L196 141H197V139L199 138V137H201L203 134H204V132L203 131H200V130H198V131H196V132H189L187 129H185V124L187 123L184 119V121L186 122H184L183 124V127L182 128H178L179 130H177V132L176 133H174V135H173V142H174V144H175V142H177V143H179V144H185V146L187 145V144H190V146L189 145H187V146H189L192 150L191 151H189V154L187 155V157L185 158V159H183V158H181L180 156H177V155H174L172 152H161V153H158L157 151H156V149H154V150H151L149 153H148V160H147V162H149L152 166H154V165H156L157 167H160V170H158V172L159 171H163L165 174H166V176H164L163 177V175H162V173H160L161 175H162V177L164 178L163 179V183H164V185L163 186H165L164 187V193H162V194H159V195H155V194H152V195H150V201H151V203H152V208L150 209V210H148L147 212H145L146 214L145 215H142L141 217H137V219L135 218V220H131V222H128L127 224L125 223V225H118V223H120L119 221V219L120 218H122V212L120 213V211H121V209L122 208H125V206L124 207H121V202H123L124 200V198L125 197H127V196H129V195H131L132 193H134V192H136V190H137V188L135 187V186H133L132 184H133V182H132V180L135 178L134 176L133 177H131V176H123V174L122 175H116L115 176V174H117V173H115L113 176H115L114 178H115V180H114V182H115V184L116 185H118L119 186V188L118 189H114L115 190V192H114V194L111 196L110 195V197H108V198H103L102 200H103V202H104V204L103 205H101L103 208H101L102 210H101V214L100 215H102V216H100V217H102L101 219H102V222H100V219L98 220V217H97V215L95 216V215H83V216H81V217H79V218H77V219H75L74 218V215H67V217H65V219L64 218H56V217H54V218H51V217H48V216H45L44 214V216H41L40 215V211L42 210H40L39 208H41V207H39L38 205H36L34 202V204L31 206V203H30V205L29 206H25L26 208H24V210H19V211H8V213H6V211L4 212V210L3 211H1L0 210V264H145V256L143 257L142 255H139V256H137V257H139V258H135V255L137 254V253H139V251H140V253L141 252H143V251H145V250H152V249H156V247H159V248H163L164 246H172V248H173V250L170 252L169 251V254H168V256L167 257H164V259L161 261V258H158L157 259V261H156V263H161V262H163V264L164 263H166V264H187L188 262H189V259L191 258V257H194V253L195 252H197V251H203L204 252V250H207V249H209V248H211V247H209L208 245H202V243H201V237H202V232H201V227H202V225L204 224L205 225V223H207L209 220H212L211 222H213L214 220H216V218L217 217H215V212H213V210L210 208V206L214 203L215 204V202L217 201L216 199H212L214 202L212 203L211 201H210V203H206L205 202V199L208 197V196H212V197H214V198H219L220 199V201L221 202H223L224 204H235V201H237V199L238 200H241V202L242 203H240L239 204V206H240V211H244V210H249V209H257V210H259L260 209V211H261V209L264 207V122L262 121V120H264V117L263 116H260L259 118H258ZM27 118V117H26ZM70 118V117H69ZM92 118V117H91ZM100 118V117H99ZM120 118V117H119ZM122 118V117H121ZM143 117H141V119H142ZM192 118V117H191ZM209 118H210V116H209ZM5 119H6V117H5ZM13 119H14V117H13ZM12 118H11V121L13 120ZM25 119V118H24ZM30 119V118H29ZM195 119H196V117H195ZM228 119H229V117H228ZM231 119H232V117H231ZM3 120V119H2ZM76 120H77V118H76ZM76 120L74 119V121L76 122ZM85 120H87L86 118H85ZM98 121H99V119H97ZM139 120V119H138ZM145 120V119H144ZM150 120V119H149ZM152 120H154V119H152ZM157 120V119H156ZM155 120V121H156ZM159 120V119H158ZM157 120V121H158ZM193 120V119H192ZM197 120V119H196ZM196 120H194V121H196ZM7 121V120H6ZM14 121V120H13ZM16 121V120H15ZM14 121V122H15ZM25 121H27L26 119H25ZM73 121V122H74ZM89 121V120H88ZM91 121V120H90ZM96 121V120H95ZM146 121V120H145ZM154 121V122H155ZM160 121V120H159ZM228 121H230V120H228ZM8 122V121H7ZM28 122V121H27ZM82 122V121H81ZM103 122H105V121H103ZM118 122V121H117ZM116 121H115V124L117 123ZM132 122V121H131ZM131 122H130V124H131ZM135 122V121H134ZM141 122V121H140ZM179 122H181V121H179ZM188 122H190V121H188ZM257 122H258V125L260 126H258L259 127V130H256V132H254V133H256L257 134V136H256V139H255V141H253L252 143H251V145L250 144H247V141H246V136L248 135V134H250L251 132V126L254 124V125H256L257 124ZM263 122V123H262ZM23 123V122H22ZM26 123V122H25ZM32 123V124H33ZM89 123V122H88ZM88 123H86V124H88ZM92 123H94V120H93V122ZM99 123V122H98ZM107 123V122H106ZM106 123H105V125H106ZM145 123V122H144ZM148 123H150V122H148ZM156 123V122H155ZM165 123V122H164ZM196 122H194V124H195ZM231 123V122H230ZM6 124H8V123H6ZM10 124V123H9ZM16 124V123H15ZM27 124H29V123H27ZM82 124V123H81ZM83 124H84V122H83ZM100 124V123H99ZM133 124V123H132ZM135 124V123H134ZM133 124V125H134ZM163 124V123H162ZM161 124V125H162ZM205 124V123H204ZM16 125H18V124H16ZM15 125V126H16ZM30 125V124H29ZM28 125V126H29ZM40 125H41V123L39 124V127H40ZM80 125V124H79ZM78 125V126H79ZM85 125V124H84ZM83 125V126H84ZM95 125V124H94ZM93 125V126H94ZM96 125H98V124H96ZM104 125V126H105ZM126 125V124H125ZM160 124H158V127H160L159 126ZM193 124H191V126H192ZM233 124H231L230 125V127L232 126ZM2 126V125H1ZM0 126V127H1ZM6 126V125H5ZM10 126V125H9ZM12 126H14V125H12ZM14 126V127H15ZM28 126H27V128H28ZM77 126V127H78ZM83 126H81V127H83ZM93 126H92V129H93ZM100 126H101V124H100ZM107 126H108V124H107ZM114 126V125H113ZM112 126V127H113ZM116 126H118V125H116ZM126 126H128V123H127V125ZM131 126V125H130ZM155 126V125H154ZM176 126H177V124H176ZM175 126V127H176ZM182 126V125H181ZM195 126V125H194ZM197 126V125H196ZM21 127V126H20ZM37 127V126H36ZM36 127H34V128H36ZM87 127H89V126H87ZM87 127H86V129H87ZM91 127V126H90ZM98 127V126H97ZM110 127V126H109ZM109 127H107V128H109ZM156 127V126H155ZM164 127V126H163ZM188 128H189V126H187ZM211 127V126H210ZM23 128V127H22ZM63 128V127H62ZM84 128H85V126H84ZM95 128V127H94ZM104 128V127H103ZM106 128V127H105ZM111 128V127H110ZM135 128H137V126H132V129H135ZM140 128H142V127H140ZM149 128V127H148ZM202 128H203V126H202ZM205 128H206V130H207V126H205ZM209 128V127H208ZM255 128V127H254ZM31 129V128H30ZM33 129V128H32ZM38 129V128H37ZM41 129V128H40ZM69 130H70V128H68ZM67 129V130H68ZM72 129V128H71ZM73 129H74V127H73ZM80 129V128H79ZM124 129H126V128H124L122 125H121V127H118V128H114L113 130L111 129V133H110V136H109V145H108V147L109 148H112L111 146H112V144H115V143H118V145L116 146V147H121V146H124L125 144H127V142H128V139H129V136H131L132 134H134V132L131 134L130 132H128V130H126L127 132H128V134H124L123 132H124ZM144 129V128H143ZM146 129V128H145ZM156 129H157V127H156ZM190 129H192V128H190ZM232 129V128H231ZM18 131H16L15 129H13V128H9V127H5V128H0V136H3V135H10V134H14V132L17 134V132H19L20 130H19V128L17 129ZM34 130V129H33ZM78 130V129H77ZM81 130V129H80ZM94 131H95V129H93ZM102 130V129H101ZM104 131H106V130H109V129H103ZM129 130H131V128L129 129ZM147 130V129H146ZM155 130V129H154ZM158 130V129H157ZM176 129H174V131H175ZM40 131V130H39ZM45 131V130H44ZM48 131V130H47ZM52 131H54V130H52ZM86 131V130H85ZM84 131V132H85ZM88 131V130H87ZM92 131V130H91ZM98 131H100V129L99 130H97V133H98ZM133 131V130H132ZM137 131V130H136ZM140 131V130H139ZM143 131V130H142ZM145 131V130H144ZM152 131V130H151ZM168 131V130H167ZM208 131V130H207ZM212 131L214 132H216V131H218V128H214V129H212ZM211 131V132H212ZM226 131V130H225ZM230 131V130H229ZM229 131H228V133H229ZM254 131V130H253ZM252 131V132H253ZM23 132V131H22ZM49 132V131H48ZM56 132V131H55ZM72 132V131H71ZM70 132V133H71ZM74 132V131H73ZM107 132V131H106ZM105 132V133H106ZM147 132V131H146ZM166 132V131H165ZM164 132V133H165ZM170 132V131H169ZM209 132V131H208ZM219 132V131H218ZM224 132V131H223ZM20 133V132H19ZM31 133V132H30ZM77 133H78V131H77ZM82 133V132H81ZM92 133V132H91ZM136 133V132H135ZM158 133V132H157ZM231 133V132H230ZM234 133V132H233ZM32 134H34V133H32ZM39 134V133H38ZM41 134H43V133H41ZM40 134V135H41ZM46 134V133H45ZM62 134V133H61ZM67 134H69L68 132H67ZM72 134V133H71ZM94 135L96 134V133H93ZM212 134V133H211ZM215 135L217 134V133H214ZM221 134V133H220ZM235 134V133H234ZM253 134V133H252ZM29 135V134H28ZM28 135H25V136H28ZM35 135H37L36 133H35ZM47 135V134H46ZM45 135V136H46ZM58 135V134H57ZM56 135V136H57ZM60 135V134H59ZM58 135V136H59ZM74 135V134H73ZM75 135H76V132H75ZM83 135H85V133L83 134ZM107 135V134H106ZM138 135H140V134H138ZM142 135H143V132H142ZM148 135H149V133H148ZM147 135V136H148ZM152 135H154V133L152 134ZM157 135V134H156ZM165 135V134H164ZM222 135V134H221ZM11 136H13V135H11ZM16 135L14 134V137H15ZM34 135H32V137H33ZM39 136V135H38ZM67 136H69V135H67ZM66 135L65 136H60V138L59 137H55V136H50V137H48V136H46V137H44L45 138V140L42 142V143H44V145L42 146L40 143H37V142H34L33 144H32V142H31V144L29 143V144H22L24 141V138H23V140H21V144H12L13 143V141L12 140H9L10 142H12V143H10L9 141L4 145L3 143V145H4V150H3V152L4 151H6L5 152V154H4V160H5V162H6V164L8 165V163H15V164H20V163H23V162H26L27 161V159H25L24 158V156H27V155H29V157H31V159L30 160H32L31 162H33V165H34V167L36 166H38V163L39 162H37V160H40L37 156L38 155H41V153L42 152H44V150H48V151H57V158L54 160H50L49 158V162H46V163H48L47 164V169L46 170H51L53 173H55L56 172V174L57 175H59L60 176V174H62V173H65V174H67V173H69V172H71L70 170L71 169H73V167L75 168L76 166V164L75 163H77V161L79 160L78 158H80V154L77 152V150L74 148V146H76V145H72L73 144V142H74V144L76 143L75 142V140L72 142V143H68V140H69V138H71V137H67ZM91 136H92V134H91ZM150 136V135H149ZM163 136V135H162ZM166 136V135H165ZM205 136V135H204ZM211 136V135H210ZM209 136V137H210ZM214 136V135H213ZM10 137V136H9ZM13 137V138H14ZM17 137V136H16ZM16 137L14 138V139H16ZM23 137V136H22ZM42 137V136H41ZM77 137V136H76ZM81 137V136H80ZM89 137V136H88ZM135 137V136H134ZM154 137V136H153ZM158 137V136H157ZM206 137V136H205ZM216 137V136H215ZM220 138H221V136H219ZM229 137V136H228ZM227 137V138H228ZM233 137V136H232ZM248 137V136H247ZM11 138V137H10ZM27 138H30V137H27ZM34 138L35 137H33V140H34ZM38 138V137H37ZM75 138V137H74ZM86 138V137H85ZM106 138H108V137H106ZM156 138V137H155ZM161 138V137H160ZM163 138V137H162ZM9 139V138H8ZM41 139V138H40ZM76 139V138H75ZM79 139V138H78ZM142 139V138H141ZM159 139V138H158ZM167 139V138H166ZM168 139H171V138H169V136H168ZM206 139V138H205ZM209 139V138H208ZM224 139V138H223ZM249 140H250V137L248 138ZM17 140H18V138H17ZM16 140V141H17ZM37 140V139H36ZM35 140V141H36ZM83 140V139H82ZM88 140H89V138H88ZM108 140V139H107ZM138 140V139H137ZM147 140V139H146ZM149 140V139H148ZM7 141V140H6ZM15 141V142H16ZM23 141V142H22ZM32 141V140H31ZM84 141V140H83ZM90 141H91V139H90ZM132 141H133V139H132ZM153 141V140H152ZM156 141H157V139H156ZM204 141V140H203ZM206 141H207V139H206ZM227 141V140H226ZM251 141V140H250ZM19 142V141H18ZM26 142V141H25ZM81 142V141H80ZM87 142H89V141H87ZM137 142V141H136ZM167 142V141H166ZM201 142V141H200ZM223 142H224V140H223ZM77 143H78V141H77ZM107 143V142H106ZM142 143V142H141ZM145 143V142H144ZM157 143V142H156ZM177 143H176V145H177ZM228 143V142H227ZM79 144V143H78ZM83 144V143H82ZM89 144V143H88ZM91 144V143H90ZM93 144V143H92ZM91 144V145H92ZM132 144H134V143H132ZM158 144H160L159 142L157 143V145ZM173 144V143H172ZM171 144V145H172ZM173 144V145H174ZM128 145L130 146V143H128ZM137 145V144H136ZM138 145H139V143H138ZM154 144L153 143H151L150 145H148V144H145V146L143 147V149H145V151H148V150H150V148L153 146ZM167 145V144H166ZM170 145V146H171ZM73 146V147H72ZM93 146V145H92ZM97 146H99V145H97ZM97 146H95V147H97ZM155 146V145H154ZM164 146V145H163ZM184 146V147H185ZM87 147H89L88 145H87ZM94 147V146H93ZM99 147H101L102 148V146L100 145ZM104 147V146H103ZM126 147V146H125ZM134 147V146H133ZM159 147V146H158ZM168 147V146H167ZM188 147V148H189ZM77 148V147H76ZM83 148V147H82ZM84 148H86V147H84ZM129 148V147H128ZM130 148H132L131 146H130ZM154 148V147H153ZM153 148H151V149H153ZM160 148V147H159ZM173 148V147H172ZM206 148H212V150L214 149V157H215V161H217V163L219 164V163H222L221 165H219V166H217V167H214V169H215V173L213 174V175H211V177L210 178H208L207 176L208 175H206V178L207 179H204V182L206 181V183L205 184H203V186L205 187V188H207V190L204 192V196H203V200L201 201V203H200V205H199V208L201 209L202 208V206H203V204L204 203H206L204 206H203V208H202V210L200 211V212H198V213H196V214H194V215H189L187 218H185V219H183V216H182V213H183V210H185V209H189L190 208V210H192V207H191V205H194V204H192V201L194 200L193 198L195 197L194 195H189L187 192H185V190H187L188 188H186L185 190L183 189V188H174V193H175V195L177 196V198H175L174 199V194H173V192L171 191V190H169V188H172L174 185H178V186H185V185H189V188H192V190H193V192L195 193V194H197L198 192H199V190H201L202 188H200V187H198V186H196V179H198V180H200V178H201V174L199 175L198 173H200L201 172V170L202 169H204L205 168V170L207 169L208 170V168L210 167V164H209V162L207 163V162H205V161H203L204 160V155L206 154V152H205V154H204V151H205V149ZM79 149H80V147H79ZM90 149V148H89ZM92 149V148H91ZM97 149V148H96ZM140 149H141V147H140ZM167 149H169V148H167ZM174 149V148H173ZM178 149V148H177ZM181 149H183L182 147H181ZM88 149L86 148V151H87ZM105 150H106V148H105ZM113 150V149H112ZM127 151L129 150V149H126ZM139 150V149H138ZM160 150V149H159ZM162 150H163V148H162ZM80 151V150H79ZM84 151V153L86 154L87 152H85V150H83ZM94 151H95V149H94ZM101 151V150H100ZM111 151V150H110ZM130 151V150H129ZM133 151V150H132ZM141 151V150H140ZM166 151V150H165ZM176 151V150H175ZM2 152V151H1ZM2 152V153H3ZM47 152V151H46ZM106 152V151H105ZM135 152V151H134ZM142 152V151H141ZM177 152V151H176ZM182 152V151H181ZM208 152H209V150H208ZM210 152H212V151H210ZM2 153H1V155H0V157L2 156ZM8 155H7V154ZM83 153V152H82ZM90 152H88L87 154H89ZM92 153H95V152H93L92 151ZM98 153H100V152H98ZM104 152H102V154H103ZM107 153V152H106ZM109 153V152H108ZM112 153V152H111ZM119 153V152H118ZM125 153V152H124ZM138 153V152H137ZM140 153V152H139ZM45 154V153H44ZM101 154V155H102ZM122 154V153H121ZM135 154V153H134ZM133 154V155H134ZM177 154H179V152L177 153ZM46 155H48L47 153H46ZM56 155V154H55ZM95 155V154H94ZM98 155V154H97ZM106 155V154H105ZM144 155H146V154H144ZM207 155V154H206ZM81 156H82V154H81ZM83 156H84V154H83ZM89 156V155H88ZM87 156V157H88ZM114 156V155H113ZM113 156H112V158H113ZM128 156V155H127ZM135 156V155H134ZM143 156V155H142ZM183 156H184V154H183ZM28 157V156H27ZM42 157V156H41ZM47 157V156H46ZM49 157V156H48ZM51 157V156H50ZM97 157V156H96ZM109 157V156H108ZM210 157H212V156H210ZM213 157V158H214ZM2 158V157H1ZM0 158V159H1ZM53 158V157H52ZM82 158V157H81ZM98 158H99V156H98ZM127 158V157H126ZM130 159H131V156L129 157ZM29 159V158H28ZM47 159V158H46ZM45 159V160H46ZM124 159H125V155H124ZM134 159V158H133ZM138 159V158H137ZM1 160H3V159H1ZM41 160H44V158L43 159H41ZM116 160V159H115ZM123 160V159H122ZM127 160V159H126ZM83 161H84V158H83ZM108 161H110V160H108V158L106 157V156H104V158H103V160L102 159H100V161H98V160H96L95 158H91V160H90V162H89V165H88V167H89V173L88 174H86V175H84V177H83V180H84V184H85V186H83V187H85V189H87L86 191H89L90 190V188H92V186H94V187H99L100 186V184H102V181L104 182V180H107V179H110L111 177H110V174H111V169L109 170V168H107V164L105 165V163L106 162H108ZM114 161V160H113ZM135 161V160H134ZM207 161H208V159H207ZM116 162H118V161H116ZM115 162V163H116ZM120 162V161H119ZM125 162V161H124ZM136 162H138V161H136ZM146 162V163H147ZM3 163H4V161H3ZM27 163H29V161L27 162ZM79 163V162H78ZM77 163V164H78ZM135 163V162H134ZM140 163V162H139ZM17 164V165H18ZM41 164V163H40ZM43 164H45V162L43 163L42 162V165ZM120 164V163H119ZM118 164V165H119ZM213 164V163H212ZM4 165V164H3ZM11 165V164H10ZM14 165V164H13ZM16 165V166H17ZM23 165V164H22ZM26 165V164H25ZM33 165H31V166H33ZM46 165V164H45ZM80 165V164H79ZM116 165V164H115ZM122 165H125L124 163L122 164ZM149 165V164H148ZM147 165V166H148ZM215 165V164H214ZM217 165V164H216ZM121 166V165H120ZM128 167H129V165H127ZM131 166V165H130ZM134 166V165H133ZM145 166V165H144ZM23 167V166H22ZM30 167V166H29ZM43 167H44V165H43ZM110 167V166H109ZM137 167V166H136ZM155 167V166H154ZM153 167V168H154ZM1 169H2V167H0ZM8 168V167H7ZM11 168V167H10ZM13 168H15V167H13ZM12 168V169H13ZM19 168V167H18ZM32 168V167H31ZM41 167L39 166V169H40ZM78 168V167H77ZM82 168V167H81ZM122 168V167H121ZM127 168V167H126ZM130 168V167H129ZM132 168V167H131ZM141 169H142V167H140ZM152 168V169H153ZM161 168H162V170H161ZM0 169V170H1ZM16 169V168H15ZM23 169V168H22ZM25 169V168H24ZM80 169V168H79ZM85 169V168H84ZM113 170H114V167L112 168ZM125 169V168H124ZM133 169V168H132ZM131 169V170H132ZM137 169H139V168H137ZM213 169V170H214ZM4 170V169H3ZM8 170V169H7ZM10 171H11V169H9ZM26 170V169H25ZM25 170H22L23 171V174L22 175H24V172H25ZM29 170H32V169H29ZM34 170H36V168L34 169ZM82 170H83V168H82ZM113 170H112V172H113ZM135 170V169H134ZM133 170V171H134ZM142 170H144V169H142ZM151 170V169H150ZM2 171V170H1ZM14 171V170H13ZM17 170H15V172H16ZM18 171H20V170H18ZM28 171V170H27ZM26 171V172H27ZM37 171V170H36ZM50 171V172H51ZM116 171V170H115ZM118 171V170H117ZM120 171V170H119ZM180 171L182 172V171H184L183 173H185L186 175H189L192 179L189 181V180H187V178H179V173H180ZM31 172H35V171H31ZM30 171H29V173H31ZM46 172V171H45ZM49 172V171H48ZM79 172H81V171H79ZM131 172V171H130ZM141 172V171H140ZM154 172V171H153ZM179 172V173H178ZM209 172V171H208ZM211 172H212V169H211ZM210 172V173H211ZM8 173V172H7ZM12 173H14V172H12ZM11 173V174H12ZM19 173V172H18ZM84 172H82V174H83ZM87 173V172H86ZM121 173V172H120ZM124 173V172H123ZM127 173V172H126ZM133 173H135V172H133ZM132 173V174H133ZM149 173V172H148ZM148 173H146V175L148 174ZM203 173H206V172H203ZM26 174V173H25ZM46 174V173H45ZM73 174V173H72ZM71 174V175H72ZM150 174V173H149ZM159 174V173H158ZM17 175V174H16ZM30 175V174H29ZM33 175H34V173H33ZM37 175H39V173L37 174ZM87 175H89V176H87ZM138 175V174H137ZM141 175V174H140ZM160 175V176H161ZM203 175V174H202ZM32 176V175H31ZM49 176H50V174H49ZM48 175H47V177L46 178H48L49 177ZM52 176V175H51ZM50 176V177H51ZM56 176V175H55ZM74 176V175H73ZM83 176V175H82ZM9 177H11L10 175H9ZM23 177V176H22ZM26 177V176H25ZM33 177V176H32ZM31 177V178H32ZM42 177V176H41ZM40 177V178H41ZM142 177V176H141ZM200 177V178H199ZM204 177V176H203ZM202 177V178H203ZM27 178H28V176H27ZM35 178V177H34ZM52 178H53V176H52ZM113 178V179H114ZM138 178V177H137ZM155 178V177H154ZM16 179V178H15ZM18 179V178H17ZM17 179H16V181H17ZM29 179V178H28ZM56 180H57V178H55ZM70 179V178H69ZM160 179V178H159ZM13 180V179H12ZM11 180V181H12ZM18 180H21V179H18ZM25 180V179H24ZM27 180V179H26ZM42 180L44 181V179L42 178ZM41 180V181H42ZM60 180V179H59ZM63 180V179H62ZM62 180H60V181H62ZM74 180V179H73ZM3 181V180H2ZM29 181V180H28ZM41 181H40V183H41ZM42 181V182H43ZM58 181V180H57ZM56 181V182H57ZM59 181V182H60ZM66 181H68V179L66 180ZM147 181V180H146ZM160 181V180H159ZM8 182V181H7ZM10 182V181H9ZM8 182V184H11V183H9ZM14 182V181H13ZM31 182V181H30ZM29 182V183H30ZM106 182V181H105ZM139 182V181H138ZM150 182V181H149ZM148 182V183H149ZM155 182V181H154ZM20 182H18V184H19ZM28 182H26V184H27ZM35 183V182H34ZM46 183V182H45ZM53 183V182H52ZM51 183V184H52ZM81 183V182H80ZM110 183V182H109ZM142 183V182H141ZM153 183V182H152ZM151 183V184H152ZM13 184V183H12ZM21 184V183H20ZM20 184H19V186H20ZM23 184V183H22ZM47 184V183H46ZM49 184V183H48ZM55 184V183H54ZM57 184V183H56ZM55 184V186H57ZM59 184V183H58ZM61 184V183H60ZM139 184V183H138ZM15 185H16V183H15ZM27 185H29V184H27ZM40 185V184H39ZM44 185V184H43ZM69 185H71V184H69ZM68 185V186H69ZM103 185H105V184H103ZM112 185V184H111ZM110 184H109V186H111ZM155 185V184H154ZM2 186V185H1ZM18 186V187H19ZM23 186H25L26 187V185H23ZM22 186V187H23ZM31 186V185H30ZM107 186H108V184H107ZM150 186V185H149ZM4 187V186H3ZM34 187H35V185H34ZM39 186H37V188H38ZM46 187V186H45ZM93 187V188H94ZM139 187H140V185H139ZM146 187V186H145ZM153 187V186H152ZM175 187V186H174ZM177 187V186H176ZM15 188V187H14ZM17 188V187H16ZM30 188V187H29ZM28 188V189H29ZM37 188L35 187L34 188V190H37ZM41 188V187H40ZM57 188V187H56ZM65 188V187H64ZM100 188V187H99ZM98 188V189H99ZM105 188V187H104ZM113 188H116V186L114 185V187ZM147 188V187H146ZM145 188V189H146ZM1 189V188H0ZM4 189V188H3ZM10 189H12V188H10ZM10 189H9V191H10ZM47 189H48V187H47ZM47 189L45 190V191H47ZM83 189V188H82ZM103 188L101 187L100 188V191L102 190ZM106 189V188H105ZM107 189H108V187H107ZM154 189H155V187H154ZM179 189V190H178ZM29 190H33V188L32 189H29ZM81 190V189H80ZM84 190V189H83ZM81 191V192H85L86 194H87V192L84 190V191ZM96 190V189H95ZM113 190V189H112ZM148 190V189H147ZM162 190V189H161ZM203 190H204V188H203ZM8 191V192H9ZM15 191V190H14ZM25 191V190H24ZM39 191V190H38ZM41 191V190H40ZM43 191V190H42ZM52 191V190H51ZM107 191V190H106ZM109 191V190H108ZM111 191V190H110ZM169 191H171L172 192V194H173V196L174 197H167V196H169V195H171V192H170V194L168 195V193H169ZM1 192V191H0ZM6 192V191H5ZM18 192V191H17ZM21 192V191H20ZM32 192H34V191H32ZM75 192H76V190H75ZM79 192V191H78ZM153 192V191H152ZM189 192V191H188ZM201 192V191H200ZM26 193V192H25ZM39 193V192H38ZM47 193V192H46ZM57 193V192H56ZM72 193V192H71ZM106 193V192H105ZM109 194H110V192H108ZM154 193H155V191H154ZM11 194V193H10ZM18 194V193H17ZM21 194V193H20ZM32 194V193H31ZM36 194V193H35ZM40 194H41V192H40ZM45 194V193H44ZM78 194V193H77ZM94 194V193H93ZM99 194V193H98ZM107 194V193H106ZM136 194V193H135ZM134 194V195H135ZM142 194H144V193H142ZM147 194V193H146ZM9 195V194H8ZM22 195V194H21ZM24 195V194H23ZM33 195V194H32ZM42 195V194H41ZM56 195V194H55ZM71 195V194H70ZM73 195V194H72ZM80 195V194H79ZM137 195V194H136ZM135 195V196H136ZM202 195V194H201ZM47 196V195H46ZM49 196V195H48ZM52 196V195H51ZM58 197H59V195H57ZM108 196V195H107ZM144 196V195H143ZM142 196V197H143ZM147 196V195H146ZM198 196V195H197ZM6 197V196H5ZM11 197V196H10ZM19 197H21V196H18V198ZM27 197V196H26ZM26 197H24V198H26ZM32 197V196H31ZM37 198H39V196H36ZM57 197V198H58ZM67 197H68V195H67ZM70 197V196H69ZM85 197V196H84ZM83 197V198H84ZM94 197V196H93ZM200 197V196H199ZM24 198H23V200H24ZM49 198V197H48ZM62 198V197H61ZM78 198V197H77ZM97 198V197H96ZM198 198V197H197ZM8 199H9V197H8ZM29 199V198H28ZM27 199V200H28ZM32 199V198H31ZM44 199V198H43ZM58 199H60V198H58ZM148 199V198H147ZM193 199V200H192ZM200 199V198H199ZM198 199V200H199ZM210 199V198H209ZM218 199V200H219ZM32 200H34V199H32ZM35 200H37V199H35ZM41 200V199H40ZM47 200V199H46ZM89 200V199H88ZM118 200V201H117ZM123 200V201H122ZM134 200V199H133ZM132 200V201H133ZM136 200V199H135ZM139 200V199H138ZM216 200V201H215ZM12 201V200H11ZM10 201V202H11ZM15 201H17V200H14V202ZM30 201V200H29ZM45 201V200H44ZM51 201V200H50ZM49 201V202H50ZM56 201V200H55ZM54 201V202H55ZM60 201H61V199H60ZM78 201V200H77ZM79 201H80V199H79ZM90 201V200H89ZM93 201H95V200H93ZM128 201V200H127ZM142 201V200H141ZM197 201V200H196ZM20 202H21V200H20ZM37 202V201H36ZM56 202H58V201H56ZM70 202V201H69ZM68 202V203H69ZM74 202H75V200H74ZM91 202V201H90ZM96 202V203H95ZM94 203H95V206H96V204H98V202H99V199L97 198V200L95 201ZM144 202V201H143ZM208 202V201H207ZM23 203H24V201H23ZM29 202L27 201V203H25L26 205L28 204ZM40 202H38V204H39ZM48 203V202H47ZM46 203V204H47ZM60 203V202H59ZM58 203V204H59ZM92 203V202H91ZM101 203V202H100ZM115 203V204H114ZM125 203V202H124ZM127 203V202H126ZM125 203V204H126ZM150 203V204H151ZM197 203V202H196ZM216 203H218V202H216ZM222 203V204H223ZM0 204H1V202H0ZM7 204V203H6ZM10 204V203H9ZM12 204V203H11ZM41 204H42V202H41ZM45 204V203H44ZM50 204V203H49ZM62 204V203H61ZM79 204V203H78ZM82 204V203H81ZM88 204H90V203H88ZM114 204V206L111 208V206ZM131 204V203H130ZM147 204H148V202H147ZM213 204V205H214ZM221 204V203H220ZM237 204V203H236ZM20 205V204H19ZM18 205V206H19ZM51 205V204H50ZM64 205V204H63ZM66 205H67V203H66ZM92 205V204H91ZM91 205H89V209L91 208ZM137 205V204H136ZM135 205V206H136ZM140 205V204H139ZM196 205V204H195ZM216 205V204H215ZM228 205V206H229ZM4 206V205H3ZM3 206H1L2 208H3ZM17 206V205H16ZM15 206V207H16ZM21 206H23V204H21ZM53 206H55V205H53ZM58 206V205H57ZM61 206V205H60ZM59 206V207H60ZM80 206V205H79ZM86 206V205H85ZM98 206V205H97ZM100 206V205H99ZM98 206V207H99ZM129 206V205H128ZM134 206V205H133ZM147 206H150V205H147ZM220 206V205H219ZM222 206V205H221ZM12 207H13V204H12ZM44 207H48V209H51V208H49V206H44ZM50 207H52V206H50ZM67 207V206H66ZM70 207V206H69ZM137 207V206H136ZM140 207H142L141 205H140ZM225 207V206H224ZM232 207V206H231ZM238 207V206H237ZM11 208V207H10ZM14 208V207H13ZM17 209H18V207H16ZM15 208V209H16ZM20 208V207H19ZM43 208V207H42ZM71 208V207H70ZM81 208V207H80ZM130 208V207H129ZM139 208V207H138ZM137 208V209H138ZM146 208V207H145ZM196 208V207H195ZM194 208V209H195ZM225 208H227V207H225ZM1 209V208H0ZM7 209V208H6ZM23 209V208H22ZM46 208H44V210H45ZM68 209V208H67ZM89 209H86L87 211L89 210ZM127 209V208H126ZM135 209V208H134ZM137 209H136V211H137ZM139 209H142V208H139ZM138 209V210H139ZM148 209V208H147ZM214 209H216L215 207H214ZM222 209V208H221ZM232 209V208H231ZM8 210V209H7ZM64 210V209H63ZM66 210V209H65ZM85 210V209H84ZM100 210V209H99ZM112 210V211H111ZM130 210V209H129ZM142 210H144V208L142 209ZM220 210V209H219ZM43 211V210H42ZM47 211V210H46ZM53 211V210H52ZM52 211H50V212H52ZM62 211V210H61ZM82 211V210H81ZM91 211V210H90ZM89 211V212H90ZM93 211V210H92ZM124 211H126L125 209H124ZM136 211H134L133 210V212H135L136 213ZM146 211V210H145ZM187 211V210H186ZM211 211L213 212V214L211 213ZM234 211V210H233ZM235 211H237V210H235ZM55 212V211H54ZM65 212V211H64ZM84 213H85V211H83ZM100 212V211H99ZM112 212V216H110V213ZM220 212H222V211H219V214H220ZM224 212H225V210H224ZM228 212V211H227ZM231 212V211H230ZM246 212H249V211H246ZM252 212V211H251ZM43 212H41V214H42ZM53 213V212H52ZM67 213H68V211H67ZM94 213H95V211H94ZM117 213H119V214H117ZM125 213V212H124ZM130 212L128 211V213H125V215L126 214H129ZM188 213V212H187ZM216 213H218V212H216ZM229 213V212H228ZM235 213V212H234ZM66 214V213H65ZM69 214V213H68ZM83 214V213H82ZM86 214V213H85ZM97 214H98V211H97ZM139 214V213H138ZM142 214V213H141ZM140 214V215H141ZM218 214V215H219ZM221 214H223V212L221 213ZM231 214V213H230ZM61 215H62V213H61ZM136 215V214H135ZM224 215V214H223ZM226 215V214H225ZM232 215V214H231ZM254 215H255V213H254ZM75 216H77L76 214H75ZM187 216V215H186ZM222 216V215H221ZM230 216V215H229ZM242 216V215H241ZM264 216V210L262 211V217ZM60 217H62V216H60ZM136 217V216H135ZM232 217H233V215H232ZM253 217V216H252ZM125 218V217H124ZM127 218V217H126ZM228 218V217H227ZM231 218V217H230ZM229 218V219H230ZM251 218V217H250ZM131 219V218H130ZM252 219V218H251ZM126 220V219H125ZM232 220V219H231ZM237 220V219H236ZM130 221V220H129ZM218 221V220H217ZM219 221H220V218H219ZM223 221V220H222ZM240 221V220H239ZM243 221V220H242ZM117 222V224H115ZM123 222V221H122ZM216 222V221H215ZM215 222H213V223H215ZM221 222V221H220ZM227 222V221H226ZM231 222V221H230ZM230 222H227V223H229L230 224ZM237 222V221H236ZM245 222V221H244ZM262 222V221H261ZM11 223L15 226V227H20V229H21V231L20 230H18L19 232H23V230L24 229H26V227L27 226H31L32 225V228H33V231H35L36 233H37V235H36V240L37 241H40V242H43V246H37V248L36 247H32L31 246V241H29V240H27L25 237H23L22 235H20V234H16L15 232H14V230L12 229V227L10 226L11 225ZM233 223V222H232ZM219 224H221V223H219ZM225 224V223H224ZM229 224L227 225V226H225L226 228L229 226ZM262 224V223H261ZM117 225V226H116ZM237 225V224H236ZM236 225H234V226H236ZM258 225V224H257ZM29 226V227H30ZM87 226H88V228L89 227H92V229H93V232H91V233H89L88 231H87ZM183 226V229L181 230L180 228ZM240 226V225H239ZM252 226V225H251ZM166 227H168L169 228V230L171 231V235L170 236H168V237H166V238H164V239H157L156 238V234L159 232V231H161L163 228H166ZM204 227V226H203ZM207 227V226H206ZM219 227H221V225L219 226ZM230 227H231V225H230ZM241 227V226H240ZM32 228L30 229V230H32ZM229 228V227H228ZM227 228V229H228ZM235 228V227H234ZM246 228V227H245ZM262 228V227H261ZM167 229V228H166ZM236 229H238V228H236ZM235 229V230H236ZM242 229V228H241ZM244 229V228H243ZM255 229V228H254ZM223 230V229H222ZM240 230V229H239ZM245 230H248V229H245ZM253 230V229H252ZM258 230V229H257ZM256 230V231H257ZM261 230V229H260ZM90 231H92L91 230V228H90ZM167 231V230H166ZM213 231H215L214 229H213ZM229 234H231L230 232L232 231V229H230L229 228ZM237 231V230H236ZM244 231V230H243ZM259 231V230H258ZM206 232H208V231H206ZM242 232V231H241ZM247 232V231H246ZM246 232H245V234L244 235H246ZM262 232V231H261ZM35 233V234H36ZM169 233V232H168ZM254 233V232H253ZM252 233V234H253ZM264 233V232H263ZM25 234V233H24ZM26 234H28V233H26ZM160 234V233H159ZM205 234H207V233H205ZM209 234H210V232H209ZM219 236H215L214 237V241L211 243V246L214 248V245H215V243H219L221 240H222V238H226L227 239V236H230L228 233H227V231H221V230H219V232L217 233ZM248 234V233H247ZM251 234V233H250ZM251 234V235H252ZM158 235V234H157ZM208 235V234H207ZM235 235V234H234ZM250 235V236H251ZM259 236V235H258ZM264 236V235H263ZM29 237V236H28ZM160 237V236H159ZM240 237H243V236H240ZM161 238V237H160ZM239 238V237H238ZM263 238V237H262ZM213 239V238H212ZM232 239V238H231ZM250 239V238H249ZM252 239V238H251ZM253 239H255V237L253 238ZM31 240V239H30ZM205 240V239H204ZM203 240V241H204ZM228 240H230V239H228ZM246 240V239H245ZM260 240H261V238H260ZM250 241V240H249ZM222 242V241H221ZM225 242V241H224ZM230 242V241H229ZM229 242H225V244L226 243H229ZM243 242H245V244H247L246 242L247 241H243ZM254 242V241H253ZM256 242V241H255ZM264 243V239H262L261 240V243ZM169 243H171V244H169ZM204 243V242H203ZM262 243V244H263ZM33 244V243H32ZM229 244H231V242L229 243ZM253 244V243H252ZM243 245V244H242ZM241 245V246H242ZM251 245V244H250ZM249 245V246H250ZM257 245V244H256ZM221 246H224V245H222L221 244ZM228 246V245H227ZM253 246V245H252ZM218 247V246H217ZM248 247V246H247ZM246 247V248H247ZM262 247V246H261ZM46 248H50L52 251H53V254H48V252H49V250H48V252H47V250H46ZM165 248V247H164ZM239 248V247H238ZM257 248H259V247H257ZM257 248H256V251H253V255H255L256 257H259V258H261V257H263L264 258V246H263V248L262 249H260V250H257ZM215 249H217V248H215ZM225 249V248H224ZM243 248L241 247V250H242ZM249 249H252V250H254V248H248V250ZM50 250V251H51ZM163 250V249H162ZM167 250V249H166ZM161 250H159L158 249V252H160ZM212 251H213V249H212ZM221 251H222V249H221ZM227 252H228V250H226ZM235 251H236V249H235ZM244 251V250H243ZM242 251V252H243ZM247 251V250H246ZM251 251V250H250ZM206 252V251H205ZM230 252V251H229ZM215 253V252H214ZM237 253V252H236ZM239 253V252H238ZM241 253V252H240ZM245 253V252H244ZM144 254V253H143ZM154 254V253H153ZM155 254H156V252H155ZM160 254V253H159ZM163 254V253H162ZM208 254H210L209 252H208ZM220 254V253H219ZM232 253L230 252L229 253V256L231 255ZM234 254V253H233ZM247 254V253H246ZM249 254V253H248ZM158 255V254H157ZM164 255V254H163ZM197 255H198V253H197ZM196 255V256H197ZM200 255V254H199ZM203 255V254H202ZM202 255H200L201 256V258H202ZM212 255V254H211ZM214 255V254H213ZM225 255V254H224ZM147 256H148V254H147ZM154 256V255H153ZM152 255H151V257H153ZM159 256V255H158ZM199 256V257H200ZM208 256V255H207ZM215 256V255H214ZM223 256V255H222ZM226 256H228V255H226ZM232 256V255H231ZM230 256V257H231ZM234 256V255H233ZM232 256V257H233ZM238 256V255H237ZM244 256V255H243ZM161 257V256H160ZM216 257V256H215ZM221 257V256H220ZM231 257V258H232ZM154 258V257H153ZM204 258V257H203ZM202 258V259H203ZM209 258V257H208ZM238 258H239V256H238ZM151 259V258H150ZM196 259V258H195ZM195 259H193V260H195ZM200 259V258H199ZM198 259V260H199ZM201 259V260H202ZM249 259V258H248ZM252 259V258H251ZM254 259V258H253ZM252 259V260H253ZM197 260V259H196ZM197 260V261H198ZM216 260H217V258H212L210 261L209 260H205V262L204 263H206V264H215L216 263ZM219 260V259H218ZM223 260V259H222ZM250 260V259H249ZM151 261V260H150ZM224 261V260H223ZM233 261H234V259H233ZM241 261H242V259L241 258H239L238 259V263L237 264H241ZM254 261V260H253ZM194 262V261H193ZM228 262V261H227ZM231 262V261H230ZM263 262V261H262ZM261 262V263H262ZM148 263V262H147ZM150 263V262H149ZM191 263V262H190ZM189 263V264H190ZM200 263H203V260L202 261H200ZM252 263V262H251ZM258 263V262H257ZM154 264V263H153ZM196 264H197V262H196ZM232 264H234V263H232ZM263 264V263H262Z\"/></svg>",
  "mask_w": 264,
  "mask_h": 264
}]
</instances>
